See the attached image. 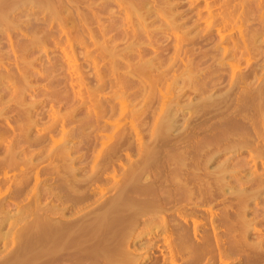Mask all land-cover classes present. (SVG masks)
<instances>
[{"label":"rangeland","instance_id":"374dc122","mask_svg":"<svg viewBox=\"0 0 264 264\" xmlns=\"http://www.w3.org/2000/svg\"><path fill=\"white\" fill-rule=\"evenodd\" d=\"M3 1L1 2V5L5 9L7 7V10H8V5L11 6L13 3H15V5L17 4L20 7V10H19V7H16L15 9L16 11H14L15 13H13V11L10 9V11L12 12L8 11L10 13L9 14L6 10L3 11L1 9L2 6H0L1 7L0 9L2 11L0 13L1 17H2V13L4 14V12H7L8 15L11 16L10 18H12L14 14H17L16 16L14 15L16 17V20L15 18L13 19L14 22H16L18 19V22L13 23L11 28L8 26L10 25L8 23H6L8 28L6 26L3 27L4 25L3 26L0 25V29H1L0 31V55H1L0 58H2L0 59V76H1L0 77V145H1L0 146V157H1L0 161H2L3 163L4 162L7 163L6 162L7 159L9 162V159H13V157H15V161H14L15 164L11 160L13 162V165L8 163L10 165L9 166L8 164H5V163L2 164V162H0V165L2 164L0 167V182H1L0 183V194H1L0 204H2V206L5 205L4 207L6 209L4 207L2 208V206L0 208H2L3 210L2 213L4 212V214L6 215L9 214V216L7 215L6 218H10V219H6L4 214L0 215V216H3L0 218L2 220L4 218L6 221V222L3 221L2 223L3 225L0 226V231H1L0 232V237H1L0 238V264H4V263L5 264L14 263L15 264L17 262H18L17 264H36V263L37 264H62V263L63 264H120L121 261H124V262L128 261L127 259L128 255H129L128 257L129 260L133 259L132 260L133 264H171L169 260L167 259L169 258L168 256H170L173 251H175L174 254L172 253V255L174 256L173 264H192V263L193 264H200V263L201 264H204V263L205 264H222V263L223 264H264V217H263L264 216V208H263L264 206V188H263L264 185L262 186V184H264L263 183L264 182L263 181L264 180V172H263L264 171V167H263L264 161L262 159L264 158V139H262L264 135V127L261 126V125L264 126V120H263L264 114H262L263 113L262 110L264 111V99H263L264 98L263 96L264 95V0H168V1L167 0H139V1L138 0H122V1L121 0H116V1L115 0H107V1L106 0H65L63 1L62 0L63 2L61 0H52V1L45 0L47 3L50 1L49 2L50 5H51V2H53L54 4L58 2L55 5L59 7L58 6L59 4L60 7H62L63 12L60 10L61 9L60 7H59L60 9L57 7L56 8L59 9L61 12L60 13L58 10V13H60L59 15L60 18L61 19L64 18V20L62 19L63 24L61 23L62 20L59 17L57 16L56 17L54 16L55 18L49 17V13L47 12L49 11V9H46L47 11H45V9L38 10V8L36 7L35 8L30 7L31 4L28 2V0H22L26 2V4H24L25 3L24 2L23 3L24 5L22 4V6H21V3H22L21 0L20 1L12 0L13 2L12 4H10L11 0L10 1L7 0L4 3ZM41 1L39 0L38 2H41ZM38 2L34 4H38ZM54 6L51 5L50 7L52 8ZM153 7H156V8H153ZM34 9H37L38 11L36 10L37 12L35 11L34 13L33 12ZM233 10H235V12ZM41 11H43V13ZM11 13L13 15H11ZM31 29H35V30H31ZM123 30L124 32H122ZM218 32L220 33L218 34ZM41 33L43 35H41ZM91 33H94L95 35ZM133 33L134 34L137 33V34L133 35ZM94 42H97V43H94ZM104 43H105V47H104ZM183 44H185V46ZM180 49L182 52H180ZM224 49L226 50L224 51ZM154 57L157 59H154ZM158 57L160 59H158ZM227 59L230 61H228ZM146 61L147 62L151 61L150 63L151 65H153L152 64V61H153L155 66L153 65L154 67L152 66L151 68H149L148 66L150 64L148 65L149 62L147 63ZM159 61H161L162 63L161 62L159 63ZM139 64L140 66L138 69L136 68V65H139ZM142 64L144 65L145 69H143L144 67H142ZM146 64L148 66H146ZM141 67L142 69H140ZM234 67L236 68L235 72L233 71ZM112 68L113 69L115 68V69L113 70ZM133 68L134 70H132ZM135 69H136V72L138 70L141 71V74L139 71L137 73L140 75L142 79L139 76H137L138 75L137 73L134 72ZM160 69H163V70H160ZM118 73L120 75H117ZM145 73H146V76L148 74V76L150 75V77L143 76L145 75ZM157 73L159 76L157 75ZM103 74L106 77H104ZM232 75L233 77H231ZM113 76L116 78L115 80ZM153 76L155 78H153ZM191 76L192 78H190ZM238 76H240V79H238L239 78ZM152 79L155 81V83ZM155 79H157L158 82H156ZM236 80H237V83H236ZM262 83L263 85H261ZM141 84L143 86H141ZM196 84L198 85L197 87L199 89L198 88L196 89ZM201 85L203 86V88ZM229 85L231 86L233 85L232 86L233 88H231V86L229 87ZM243 85L245 88L243 87ZM211 86H213L212 87L213 89L211 88ZM247 86L250 88H248ZM120 89H122L121 91L123 93L120 91ZM227 89H228V92H230V94L227 92ZM258 89L260 90V93ZM124 90H125V93H124ZM133 91L136 92L137 95ZM138 91L141 93H139ZM231 92H232V95L234 94L233 96L231 95ZM257 93L260 94V97L257 95ZM225 94L227 95L229 94L231 96L228 95L229 96L228 97ZM166 96L168 97L166 98ZM208 97L213 98L215 102H217L215 100L216 98L218 99L224 98L226 100L224 99H222L223 101L219 100L220 103L217 102V104H215V102L213 100L211 102V99ZM230 97L232 98L234 97L235 99H232ZM243 97H245V100H242L244 99ZM251 97H252V100H250ZM108 98H110V100ZM253 98H256V99L259 98V99L258 101H256ZM260 98L263 99L262 103H261ZM205 100L206 101L209 100L210 104L214 102L212 104L214 105L212 106L213 107L212 109H211V105H209V102L207 103L205 102ZM228 100H230V102L232 103H230ZM110 101L111 103L112 102L113 103L111 104ZM202 101H204L206 105H204V102ZM225 101L229 102L234 109L229 106L225 107L226 106L224 103ZM241 101L243 104V108L247 109V112L244 109L242 110L238 108V105H240L239 107L241 108V105H242L240 104ZM254 101L257 102L259 105L257 103H255L254 105H249V104H253ZM234 102L237 105L234 104ZM197 103L199 105L201 104L200 106H202L203 104L202 108L206 107L204 108L206 112L202 108L200 107L198 108ZM223 103H224V106H222ZM229 103H226V104H229ZM122 104H124L123 106L125 107L128 106L125 110L126 112L123 111L125 107L124 108L120 107L122 106ZM195 104L197 105L198 110ZM113 105L115 106V108H113ZM217 106L218 107L221 106V109L218 110ZM251 106L253 107L258 106V108L256 107L255 108L258 111L261 110L262 113L259 114V112H257V110H255L254 108L253 110ZM223 107L225 108L229 107L231 111L228 110L227 112L226 110L223 113L222 112ZM249 107L253 110V111L250 110V112H252L253 114L249 112L250 114L249 116L251 117V114H252V118L254 119H251L250 117L247 118V116L245 115V113L246 114L248 113ZM235 108H236V111H235ZM24 110L26 111L24 112ZM166 110L167 111L169 110L168 113L170 114V116L168 115ZM121 111L124 113H122ZM232 111H235V112H232ZM243 111H245L244 114H242ZM218 112H222L221 113L222 115L220 113L219 115ZM226 112L229 113L230 116H227L229 114H227ZM256 112L258 113V116L256 115L257 114ZM206 113H208L209 116H207ZM213 113H216L217 115ZM232 113H234V115L236 114L237 115L234 116L232 115ZM239 113L242 114V116ZM254 113L258 117L257 119L261 120V122L256 119V116L255 117L253 116ZM127 114L129 115L128 118H127ZM167 115L170 118H172L171 122L173 123L170 122V119L168 118ZM211 115L212 116L214 115L217 117L212 118ZM243 115L246 116L248 120L243 121V118H242ZM260 115H262L261 118H260ZM163 117L164 118L167 117L169 120L168 119L165 120ZM220 117L224 119L225 121L223 122V120ZM228 118L231 119L230 120L231 122L233 121V124L235 122V124L233 125L229 121ZM249 118L251 119V121L254 120L256 122L254 121L250 122ZM162 119H164L163 121H168L167 124L165 122L163 123V124H166V126H164V129L162 130V132L165 135L167 132V135H168L167 137H165L162 132H160L159 134L158 126H157V129L154 127V125L155 126L158 125L157 123H159V120L161 121ZM189 122H192V123H189ZM222 122L223 124L220 125ZM105 123H107L108 125ZM168 123L172 124V125L170 124V127L172 126L171 130L169 129ZM188 123L189 125H187ZM210 123H212L211 126H210ZM244 123L245 125L242 126V124ZM248 123H250V125H248ZM51 124L53 125L51 126ZM224 125H227V126H224ZM229 125H230V129L233 128L231 130V136L232 135L234 136V134H232V132L234 133V127H235V136H241L242 134V133H239L240 134L239 135L237 133L238 129H239V132H243V130H245V132L246 130H250L251 132L252 130H254L252 128H255L256 132L255 130L253 132L255 135H253L252 132L251 134H249V132L246 134L245 132H243V134H245L248 137L242 139L244 140L243 141L244 147L243 148L240 147L241 149L239 148L238 150L236 149L237 151L234 150L235 153L232 150H231L232 152H228L230 148L225 149V147H222V149L218 150L217 152L211 153L214 157L206 153L205 148L207 147L204 145H207L208 143L217 142V144L215 145H219L220 143L223 142L225 144L224 139H223L224 137H222V135L220 136V133L222 129L224 130V132H226V130L229 128ZM236 125H238V127H236ZM216 126L218 130H220L221 128L219 135L217 133L218 130L215 129ZM165 127H167V129H165ZM154 128H155V132L157 130L156 134L154 133ZM191 129L193 130V132ZM257 129H261V134L259 133L260 130H257ZM198 130H199V133H198ZM209 132L212 136H210ZM214 132H216L217 134H215ZM262 132H263V135H262ZM213 133L214 135H216L215 138L217 137L219 138V140L221 139L223 141L220 140V143H219V141L216 138V141L214 142L215 138H214ZM228 134H230V132H228ZM256 135H259L258 137L262 135L261 137L262 140L256 137ZM51 136H53V138H51ZM231 136L229 135L228 137H231ZM182 137H185V138H182ZM250 137H253V138H251V140L249 141ZM178 139H180L179 141L180 143L177 142ZM207 140L208 141L211 140V142L207 143ZM247 140L250 143L252 140H254L256 141V144H254V141H252V144H254V146L252 145L251 147L249 145L250 148L248 149L249 146L247 145V148H245L246 144H244V142L247 144H250ZM175 141L179 143V145H177ZM173 145H175V147ZM202 145L205 148H202L201 147ZM11 146L13 149L11 148ZM226 147H228V145ZM62 149L64 150L66 154L63 152ZM191 149L192 151H194V153L191 151ZM246 149L252 152L248 153ZM255 149L256 150L259 149V151L257 150V152L260 154L263 152L262 156L258 154L257 152H255L256 151ZM8 150H10V153H8ZM143 150L144 151L146 150V151L144 152ZM150 150H153L154 152L158 151L160 161L154 157L156 159L155 165H153L154 167L149 166V169H152V168H155V169L150 170L148 176L147 175L141 176L144 180L141 177L139 178L140 180L139 179L133 180L134 178L133 176L139 174V173L137 174V172L140 171L139 168L141 166H142L141 168L144 167V165H141L142 163L139 161L148 160L151 157L149 156L150 154L148 155V153H151V155L152 153H154L153 151L151 152ZM12 151L14 153L10 155ZM173 151L176 154L175 159L179 157V155L177 156V154H179L178 152H180V154L183 153L181 154L182 157H179L182 159L184 156L182 166H180L181 163L178 162L177 160L175 161V159H173L175 163L174 162L171 163L173 167L170 165L169 158L171 156L173 157V153H174ZM170 153L172 154L171 156H170ZM204 153L206 155H204ZM184 154H187V155L185 156ZM10 156L11 157L13 156V157L11 158ZM141 157L142 159L140 160ZM212 157L213 159H211ZM229 158L230 159L232 158L231 159L232 161ZM222 160L223 162L225 161L224 162L225 166H227V170L230 173V175L227 174L228 172L225 174V176L227 175L225 177L226 178L225 181H228L226 182L225 187H220L221 184L219 185L214 180V178L218 175V173H220L219 169L221 170L224 168L223 167L224 163L222 162ZM184 161H186L187 168H185L186 165L184 164L185 163ZM238 161L243 164H240ZM245 162H246V167L244 165ZM248 162L249 164H247ZM183 164L185 165V167ZM236 164L239 165L240 168L239 166L237 167ZM4 165H8V166H4ZM137 165L139 166V168L137 167ZM197 165L198 166L201 165L200 166L201 168L198 167ZM99 167L100 168L102 167V168L100 169ZM133 167L136 171V172L132 171L135 173L134 175L128 172V169L130 168L129 170H131L133 169ZM169 167L171 168L169 169ZM73 168L74 169L76 168V169L74 170ZM246 168L249 170H247ZM181 169L183 170V172L181 171ZM213 169L214 171H212ZM232 169H235V170L232 171ZM96 170L98 173L96 172ZM102 170L105 172H103ZM171 170L172 171L174 170L173 171L174 173ZM217 170H218V173H217ZM206 171L208 172V175ZM179 174L182 176L180 177L181 180L183 178L185 179V181L183 180V182H181L179 180L180 179ZM200 175L202 178L200 177ZM91 176L94 178H92ZM260 176H261V179L263 178L262 182L259 179ZM171 177L172 178L174 177V178L172 179ZM250 178H252L251 181L256 179L255 181L257 182L254 181L253 183L250 180L248 181V179ZM87 179H89V181ZM237 179H239L238 180L239 182L237 181ZM257 179H259V181ZM136 180H138L140 183H138ZM122 181L124 182L122 183ZM242 181L243 183H240ZM129 182L131 183L133 182V184L131 183L130 184L135 185L133 187L136 189L130 186L128 184ZM247 182H251V183L247 184ZM149 183H151L150 185L152 186L151 187L152 189L151 188L149 189L154 191V193L153 192H151L152 194L148 193V197H151L150 199H153V200L154 198H156L157 201L156 200L154 201H156L158 205L161 204V206L164 207V208L161 207L162 209H166V210H160L161 213L162 211L163 213L166 211L165 213H167V215L163 214L165 218L162 215H159L161 214L160 212L159 213L156 212L157 208L158 209H161V208H159V206L155 204V202L153 204L156 205L155 207L157 208L155 210L154 208H152L153 204L151 206V204L149 203L153 201L149 200V198L146 197L147 194L141 193L142 191L139 193L140 187H142L143 184L144 186H147L149 185ZM216 184H218L219 187ZM167 185H168V188H167ZM128 186H130L131 188ZM227 186H229V188ZM189 187L191 188V190ZM156 188H158V190ZM130 189H133L134 192H131L133 190H130ZM186 189L187 191H185ZM242 190L243 192H246V193H239ZM190 194L191 196H189ZM158 195L162 197L158 198ZM130 196H131L130 202H128V205L129 204L130 205L127 206L126 202L129 201L128 200L129 198L125 199V197H130ZM113 198H116V200L118 198H121L120 199L121 202L120 200H117L116 202V200L114 201ZM145 198H147V201ZM108 199H109V202H108ZM133 199L134 200L138 199L139 202L137 201L136 203L141 205L140 207L141 209H143L144 212L139 207L138 209L140 210V212L138 213V210L136 208L137 204L136 203L134 204L136 200L134 201ZM237 199H240V200H237ZM111 201H112V204H111ZM113 201L114 203L116 204L119 203V204H117V206L113 205L114 204ZM161 201L163 202L161 203ZM131 202H133L134 205ZM145 202L146 203L149 202V203L146 204ZM123 204L125 205L123 206ZM145 204L146 206H148V210ZM112 205L113 207H111ZM114 206L115 208L117 207L116 209H118L117 210L118 212L116 211ZM120 206L121 208H119ZM125 206L128 208H126ZM130 206L135 207V209L137 210V211L135 210L136 215L138 213L139 217L140 216L142 217L144 216V217L143 218L140 217L139 219V217L135 215V219H134L133 213L135 211L132 210L134 209V207L132 208ZM240 206L242 207V209ZM39 207L41 211H39ZM95 207L96 209L94 210L93 214L92 212H90L91 214H89L91 218L90 220L93 222H91L89 218L86 219L87 221H85V218L88 217V213H87V216L83 217L82 219V216L86 214V212H89L90 210L92 211V209ZM129 207L132 208L131 210H132L133 215L130 213L131 210ZM107 208L109 209V211H107ZM112 208L115 209L114 213L111 212V210H113ZM122 208L124 211L122 210ZM150 208L153 209L152 215L153 214L155 215V213H153V211H155L156 215L158 214L159 217H163L164 219H167V222L163 221L164 220L163 218H159L158 216L155 217L154 215L153 216L156 219L153 218L154 221L153 219H150L152 217V215L150 216L151 213H149ZM61 209H62V212H61ZM103 209L105 210V212L102 211ZM63 210H64V214H63ZM34 211H38V213ZM47 211H49L51 214L49 212L46 213ZM141 211L143 215H141L142 214ZM60 212L62 214H60ZM95 212L100 213V216L98 213V216L100 217V219L98 218V216L94 217L96 214ZM35 213L38 214L39 216L45 213L44 215L47 216L48 218L50 216L51 219L50 218L49 219L52 221H60V219L62 218L61 219L63 220L62 223L68 222V220L69 221L73 220L74 222L76 219H77L76 221H80L82 219V221H84L85 224L87 223L91 227H92V224L95 223V226L100 224L101 226L100 229H104V228L105 229L100 232L98 231L100 229L93 230L92 229L93 227L91 228L90 226H88L90 228L80 227L79 228L81 230L80 232H82L83 230L81 235L78 229L75 231L79 232L80 237H78V239L80 238L81 240L82 239L83 240L81 241L79 239L80 242H78V239H77V242L75 241L74 245L72 244L74 241H68L67 243L68 245H66L67 241L65 242L61 241L60 243L61 244L62 242L65 243V245L67 246L65 248L67 249H65L62 244L63 248L58 247V249L59 248L61 250L64 249L65 251L64 250L57 251L56 254L54 255V254H50L49 252L51 251L47 250L50 244L53 245V243H49V240L48 241L46 240V243H44L42 241L43 238L41 237L42 239L40 238V241L37 242L39 240L38 239L39 237L38 238L34 237L36 239V242L30 243L29 239H26V237L28 236L25 237L23 235L25 237V239H23L24 237L22 236V234L24 232H21V233L18 232V231H23V230H20L23 228V226L24 228L25 227L27 228L26 225L29 222V220L32 221L33 219H35L34 216H37ZM104 213H106L105 219L107 220L103 218ZM108 213L110 216L108 215ZM144 213L147 215L145 216ZM177 213L181 214V218L179 217V214ZM101 214H103L102 217H101ZM188 214H190L191 217ZM111 216H112V220H110ZM167 216L169 217L170 220L167 218ZM119 217L121 218V220ZM182 217L184 218L182 219ZM185 217L186 219L188 218L189 219L192 218V219L191 220L188 219V223H186L187 220L185 221ZM53 219H56V220H53ZM102 219H104L105 222ZM116 219H118L119 221L118 220L116 221ZM147 219H150V223L149 221H147ZM157 219L160 221L162 220V222L165 224L169 223L168 227L170 226V222H171L170 230H168L169 229L168 228L167 229L168 231L165 230L166 232L165 231L161 232L160 231L161 229L158 231L157 228L159 227L154 225L155 224L154 222L158 221ZM193 219L197 220V223H198V224L196 223L195 229H193L194 227L193 223H195L193 222ZM244 220L248 222L245 223ZM242 221H244V224H246V226L243 225ZM162 222H160L161 225L159 224L160 227L163 225ZM213 222L215 224H213ZM109 223L111 224L110 226H109ZM153 225L155 227H153ZM29 227L30 226H28V228ZM188 227L189 229H187ZM27 229H25L24 231H26ZM87 230L90 231V234L86 232ZM91 230H93V232H91ZM113 230L114 232L111 233V231ZM156 230L158 231V233L156 232ZM95 231L96 232L98 231L97 234L95 233ZM116 231H118V234L116 233ZM77 232L76 233L74 232L76 236L72 233V231L70 234L71 235L73 234L77 238V235H78ZM185 233H186V236H185ZM244 234H245V237H243ZM92 235H93V238H92ZM81 236L83 238H81ZM34 238L33 239L30 238V240L34 242L35 241ZM204 239L206 240L203 241ZM217 240H220V241H217ZM69 242H72V243H69ZM151 242H153V244ZM60 243L58 245H61ZM117 243L119 247L121 248L120 250H118V246H115L117 245ZM218 243H220L222 247H220V244ZM249 243L251 244L249 245ZM25 244H29L30 247L29 245H25ZM36 244L37 246L34 247ZM71 244L72 246H70ZM78 244H81L79 248H77L79 246ZM55 245H57L56 242H55ZM120 245H122L123 247ZM175 246H178V247H175ZM43 247L44 248L47 247L45 251ZM110 247L111 249L114 247H117L113 250H116L118 254L120 255H118L116 251L112 252ZM40 249H42V252ZM56 249H57V246H56ZM103 249H106L107 252L106 250L104 251ZM37 250H39L41 253L37 252ZM170 250H172V252ZM190 250L191 252H189ZM46 251H48V254L45 253ZM52 251L55 252L56 250L53 248ZM111 253H115L113 254V256L115 255V257L111 256L112 255ZM130 256L132 257V259H130L131 258ZM219 256H222V258ZM219 258H220V261H219ZM57 260L58 262H55Z\"/></svg>","mask_w":264,"mask_h":264},{"label":"bare ground","instance_id":"6f19581e","mask_svg":"<svg viewBox=\"0 0 264 264\" xmlns=\"http://www.w3.org/2000/svg\"><path fill=\"white\" fill-rule=\"evenodd\" d=\"M2 1H3V0H0V6H2V5H1V2H2ZM6 1H7V0L3 1V3L6 2ZM8 1H10V0H8ZM17 1H20V0H17ZM21 1H22V0H21ZM38 1H39V0H28V2L31 4L30 7H32V8H33V7H34V8L36 7V8H38V10H39V9H45V11H47L46 9H49V11H47V12L49 13V17H54V16L56 17V16H57V17L60 18V16H59L60 13H61L60 10L62 11L63 9H62V7H60L59 4H58V6H59L61 9H60L59 7H57V5H55V4H57L58 2L55 3V4H54L53 2H51V5H52V6L55 5V6H54L55 8H54V7L51 8V7H50L51 5H50L49 2L52 1V0H50L48 3H47L45 0H43V1L40 0L41 2H38ZM61 1H62V0H61ZM61 1H60V2H61ZM63 1H65V0H63ZM63 1H62V2H63ZM106 1H107V0H106ZM115 1H116V0H115ZM121 1H122V0H121ZM138 1H139V0H138ZM167 1H168V0H167ZM24 2H25V1H22L21 6H22V4H23ZM36 2H38V4H34V3H36ZM44 2H45V3H44ZM54 2H55V1H54ZM62 2H61V3H62ZM66 2H67V1H66ZM68 2H69V1H68ZM113 2H114V1H113ZM147 2H148V1H147ZM162 2H163V1H162ZM12 3H13V2H12V0H11V3H10V4H12ZM46 3H47V4H46ZM70 3H71V2H70ZM114 3H115V2H114ZM117 3H118V2H117ZM5 4H6V3H5ZM8 4H9V3H8ZM8 4H7V5H8ZM24 4H26V2H25ZM24 4H23V5H24ZM72 4H73V3H72ZM92 4H93V3H92ZM118 4H119V3H118ZM123 4H124V3H123ZM157 4H158V3H157ZM170 4H171V3H170ZM210 4H212V3H210ZM213 4H214V3H213ZM16 5H17V4H16ZM16 5H15V3H13L11 6L8 5V10H7V7H6V9H5L3 6H2V8H1V7H0V8H1L3 11H5V10H6L7 12H8V11H9V12H12V11H13V13H15L14 11H16V10H15L16 7H19L18 5H17V6H16ZM27 5H28V4H27ZM63 5H64V4H63ZM65 5H66V4H65ZM109 5H111V4H109ZM161 5H162V4H161ZM14 6H15V7H14ZM25 6H26V5H25ZM61 6H62V5H61ZM67 6H68V5H67ZM67 6H66V7H67ZM80 6H81V5H80ZM95 6H96V5H95ZM199 6H200V5H199ZM26 7H27V6H26ZM56 7L59 8L60 10L57 9ZM63 7H64V6H63ZM129 7H130V6H129ZM137 7H138V6H137ZM170 7H171V6H170ZM173 7H174V6H173ZM206 7H207V5H206ZM3 8H4V9H3ZM27 8H28V7H27ZM107 8H108V7H107ZM111 8H112V7H111ZM139 8H140V7H139ZM151 8H152V7H151ZM153 8H156V7H153ZM161 8H162V7H161ZM163 8H164V7H163ZM209 8H210V7H209ZM225 8H226V7H225ZM1 9H0V13L2 12ZM10 9H11L12 11H10ZM66 9H67V8H66ZM17 10H18V9H17ZM19 10H20V7H19ZM28 10H29V9H28ZM36 10H37V9H34L33 12L35 13ZM38 10H37V11H38ZM58 10H59L60 13H58ZM73 10H74V9H73ZM25 11H26V10H25ZM29 11H30V10H29ZM37 11H36V12H37ZM78 11H79V10H78ZM135 11H137V10H135ZM145 11H146V10H145ZM225 11H226V9H225ZM233 11L235 12V10H233ZM7 12H4V14L2 13V17H1V15H0V17H1V18H0V25H2V26L4 25L3 27L6 26L7 28H8V26H9V27L11 28V26H12L13 23L18 22V19H17L16 22H14V20H13L14 18H15V20H16V17H15V16H16L17 14H14V15H15V16H14V15L11 13V15H13L14 17L12 16V18H10L11 16L8 15L9 12H8V13H7ZM41 12L43 13V11H41ZM62 12H63V11H62ZM164 12H165V11H164ZM223 12H224V11H223ZM17 13H18V12H17ZM127 13H128V12H127ZM143 13H144V12H143ZM177 13H178V12H177ZM199 13H200V12H199ZM9 14H10V13H9ZM46 14H47V13H46ZM62 14H63V13H62ZM78 14H79V13H78ZM169 14H170V13H169ZM197 14H198V13H197ZM200 14H201V13H200ZM213 14H214V13H213ZM79 15H80V14H79ZM128 15H129V14H128ZM171 15H172V14H171ZM206 15H207V14H206ZM210 15H212V14H210ZM34 16H35V15H34ZM66 16H67V15H66ZM197 16H198V15H197ZM207 16H208V15H207ZM36 17H37V16H36ZM46 17H47V16H46ZM55 17H54V18H55ZM123 17H124V16H123ZM130 17H131V16H130ZM167 17H168V16H167ZM199 17H200V16H199ZM59 18H58V19H59ZM124 18H125V17H124ZM27 19H28V18H27ZM45 19H47V18H45ZM52 19H53V18H52ZM60 19H61V18H60ZM62 19L64 20V18H62ZM62 19H61V20H62ZM88 19H89V18H88ZM92 19H93V18H92ZM168 19H169V18H168ZM174 19H175V17H174ZM198 19H199V18H198ZM40 20H41V19H40ZM50 20H51V19H50ZM63 20L61 21V23L63 22ZM83 20H84V19H83ZM195 20H196V19H195ZM199 20H200V19H199ZM26 21H27V20H26ZM81 21H82V20H81ZM146 21H147V20H146ZM43 22H44V21H43ZM92 22H93V21H92ZM123 22H124V21H123ZM140 22H141V21H140ZM201 22H202V21H201ZM1 23H3V24H1ZM6 23H8V24H10V25L7 26ZM23 23H24V22H23ZM34 23H35V22H34ZM55 23H56V22H55ZM61 23H60V24H61ZM86 23H87V22H86ZM127 23H128V22H127ZM141 23H142V22H141ZM146 23H147V22H146ZM168 23H169V22H168ZM198 23H199V22H198ZM198 23H197V24H198ZM17 24H18V23H17ZM46 24H47V23H46ZM60 24H58V25H60ZM62 24H63V23H62ZM115 24H116V23H115ZM120 24H121V23H120ZM142 24H143V23H142ZM15 25H16V24H15ZM21 25H23V24H21ZM87 25H88V24H87ZM122 25H123V24H122ZM137 25H138V24H137ZM144 25H145V24H144ZM144 25H142V26H144ZM2 26H1V27H2ZM30 26H31V25H30ZM35 26H37V25H35ZM83 26H84V25H83ZM142 26H141V27H142ZM147 26H148V25H147ZM24 27H25V26H24ZM53 27H54V26H53ZM66 27H67V26H66ZM71 27H72V26H71ZM120 27H121V26H120ZM145 27H146V26H145ZM169 27H170V26H169ZM218 27H219V26H218ZM10 28H9V29H10ZM47 28H48V27H47ZM60 28H61V27H60ZM69 28H70V27H69ZM2 29H3V28H2ZM4 29H5V28H4ZM18 29H19V28H18ZM29 29H30V28H29ZM61 29H62V28H61ZM66 29H67V28H66ZM83 29H84V28H83ZM85 29H86V28H85ZM129 29H130V28H129ZM31 30H35V29H31ZM64 30H65V29H64ZM71 30H72V29H71ZM99 30H100V29H99ZM103 30H104V29H103ZM140 30H141V29H140ZM0 31H1V29H0ZM37 31H38V30H37ZM113 31H114V30H113ZM126 31H127V30H126ZM131 31H132V30H131ZM147 31H148V30H147ZM7 32H8V31H7ZM7 32H6V33H7ZM20 32H22V31H20ZM27 32H29V31H27ZM32 32H33V31H32ZM51 32H52V31H51ZM57 32H58V31H57ZM103 32H104V31H103ZM116 32H117V31H116ZM122 32H124V30H123ZM11 33H12V32H11ZM34 33H35V32H34ZM44 33H45V32H44ZM72 33H73V32H72ZM219 33H220V32H218V34H219ZM21 34H22V33H21ZM91 34H94V33H91ZM124 34H125V33H124ZM124 34H123V35H124ZM135 34H137V33H135ZM135 34L133 33V35H135ZM35 35H36V34H35ZM41 35H43V34L41 33ZM94 35H95V34H94ZM123 35H122V36H123ZM128 35H129V34H128ZM145 35H146V34H145ZM155 35H156V34H155ZM249 35H250V34H249ZM2 36H3V35H2ZM17 36H18V34H17ZM25 36H26V35H25ZM92 36H93V35H92ZM97 36H98V35H97ZM148 36H149V35H148ZM232 36H233V35H232ZM15 37H16V35H15ZM106 37H107V36H106ZM112 37H113V36H112ZM58 38H59V37H58ZM95 38H96V37H95ZM114 38H115V37H114ZM118 38H119V37H118ZM127 38H128V37H127ZM188 38H189V37H188ZM195 38H196V37H195ZM206 38H207V37H206ZM34 39H35V38H34ZM38 39H39V38H38ZM115 39H116V38H115ZM119 39H120V38H119ZM180 39H181V38H180ZM196 39H197V38H196ZM238 39H239V38H238ZM246 39H247V38H246ZM25 40H26V39H25ZM36 40H37V39H36ZM123 40H124V39H123ZM126 40H127V39H126ZM126 40H125V41H126ZM8 41H9V40H8ZM19 41H20V40H19ZM29 41H30V40H29ZM32 41H33V40H32ZM121 41H122V39H121ZM121 41H120V42H121ZM135 41H136V40H135ZM253 41H254V40H253ZM9 42H10V41H9ZM38 42H39V41H38ZM52 42H53V41H52ZM54 42H55V41H54ZM98 42H99V41H98ZM103 42H104V41H103ZM115 42H116V41H115ZM179 42H180V41H179ZM181 42H182V41H181ZM193 42H194V41H193ZM250 42H251V41H250ZM34 43H35V42H34ZM94 43H97V42H94ZM105 43H106V42H105ZM105 43H104V47H105ZM177 43H178V42H177ZM189 43H190V42H189ZM189 43H188V44H189ZM8 44H9V43H8ZM14 44H15V43H14ZM41 44H42V43H41ZM137 44H138V43H137ZM203 44H204V43H203ZM225 44H227V43H225ZM3 45H4V44H3ZM16 45H17V44H16ZM95 45H96V44H95ZM100 45H101V44H100ZM108 45H109V43H108ZM183 45L185 46V44H183ZM9 46H10V45H9ZM9 46H8V48H9ZM42 46H43V45H42ZM96 46H97V45H96ZM101 46H102V45H101ZM112 46H114V45H112ZM127 46H128V45H127ZM187 46H188V45H187ZM244 46H245V45H244ZM244 46H242V47H244ZM248 46H249V45H248ZM20 47H21V46H20ZM107 47H108V46H107ZM181 47H182V46H181ZM194 47H195V46H194ZM228 47H229V46H228ZM11 48H12V47H11ZM101 48H102V47H101ZM149 48H150V47H149ZM153 48H154V47H153ZM185 48H186V47H185ZM185 48H184V49H185ZM217 48H218V47H217ZM225 48H226V47H225ZM17 49H18V48H17ZM115 49H116V48H115ZM163 49H164V48H163ZM187 49H188V48H187ZM222 49H223V48H222ZM228 49H229V48H228ZM228 49H227V50H228ZM3 50H4V49H3ZM28 50H29V49H28ZM106 50H107V49H106ZM110 50H112V49H110ZM144 50H145V49H144ZM225 50H226V49H224V51H225ZM12 51H13V50H12ZM12 51H11V52H12ZM25 51H26V50H25ZM125 51H126V49H125ZM136 51H137V50H136ZM149 51H150V50H149ZM164 51H165V50H164ZM89 52H90V51H89ZM93 52H94V51H93ZM95 52H96V51H95ZM104 52H105V51H104ZM158 52H159V51H158ZM175 52H176V51H175ZM180 52H182L181 49H180ZM222 52H223V51H222ZM7 53H8V52H7ZM16 53H17V52H16ZM119 53H120V52H119ZM129 53H130V52H129ZM134 53H135V52H134ZM227 53H228V52H227ZM17 54H18V53H17ZM90 54H91V53H90ZM192 54H193V53H192ZM201 54H202V53H201ZM13 55H14V54H13ZM116 55H117V53H116ZM129 55H130V54H129ZM135 55H137V54H135ZM143 55H144V54H143ZM147 55H148V54H147ZM178 55H179V54H178ZM182 55H183V54H182ZM212 55H213V54H212ZM222 55H223V54H222ZM0 56H1V55H0ZM2 56H3V55H2ZM23 56H24V55H23ZM87 56H88V55H87ZM92 56H93V55H92ZM122 56H123V55H122ZM130 56H131V55H130ZM159 56H160V55H159ZM187 56H188V55H187ZM207 56H208V55H207ZM7 57H8V56H7ZM11 57H12V56H11ZM14 57H15V56H14ZM20 57H21V56H20ZM20 57H19V58H20ZM99 57H100V56H99ZM99 57H98V58H99ZM113 57H114V56H113ZM118 57H119V56H118ZM135 57H136V56H135ZM139 57H140V56H139ZM141 57H142V56H141ZM163 57H164V56H163ZM182 57H184V56H182ZM182 57H181V58H182ZM228 57H229V56H228ZM12 58H13V57H12ZM15 58H16V57H15ZM33 58H34V57H33ZM130 58H131V57H130ZM132 58H133V57H132ZM143 58H144V57H143ZM185 58H186V57H185ZM189 58H190V56H189ZM213 58H214V57H213ZM0 59H2V58H0ZM27 59H29V58H27ZM31 59H32V57H31ZM65 59H66V58H65ZM112 59H113V58H112ZM141 59H142V58H141ZM146 59H147V58H146ZM154 59H157V58L154 57ZM158 59H160V58L158 57ZM173 59H174V58H173ZM24 60H25V59H24ZM92 60H93V59H92ZM96 60H97V59H96ZM142 60H143V59H142ZM149 60H150V59H149ZM180 60H181V59H180ZM201 60H202V59H201ZM227 60H228V59H227ZM20 61H21V60H20ZM112 61H113V60H112ZM116 61H117V60H116ZM136 61H137V60H136ZM138 61H139V59H138ZM154 61H155V60H154ZM157 61H158V60H157ZM166 61H167V60H166ZM223 61H224V60H223ZM228 61H230V60H228ZM118 62H119V61H118ZM132 62H133V61H132ZM140 62H141V61H140ZM146 62H147V61H146ZM148 62H149V61H148ZM148 62H147V63H148ZM160 62H161V61H159V63H160ZM167 62H168V61H167ZM181 62H182V61H181ZM219 62H220V61H219ZM27 63H28V62H27ZM114 63H116V62H114ZM121 63H122V62H121ZM150 63H151V61L148 63V65H149ZM161 63H162V62H161ZM189 63H190V62H189ZM1 64H2V63H1ZM140 64H141V63H140ZM140 64H139V65H136V68L139 69ZM143 64H144V63H143ZM143 64H142V67H144ZM152 64L154 65V62H153V61H152ZM185 64H186V63H185ZM185 64H184V65H185ZM198 64H199V63H198ZM221 64H222V62H221ZM17 65H18V64H17ZM50 65H51V64H50ZM110 65H111V64H110ZM115 65H116V64H115ZM121 65H122V64H121ZM148 65L146 64V66H148ZM153 65L150 64L148 67L151 68ZM158 65H160V64H158ZM173 65H174V64H173ZM182 65H183V64H182ZM13 66H14V65H13ZM112 66H113V65H112ZM119 66H120V65H119ZM131 66H132V65H131ZM154 66H155V65H154ZM154 66H153V67H154ZM156 66H157V65H156ZM168 66H169V65H168ZM180 66H181V65H180ZM190 66H191V64H190ZM232 66H233V65H232ZM235 66H236V65H235ZM7 67H8V66H7ZM105 67H106V66H105ZM142 67H141L140 69H142ZM162 67H163V66H162ZM3 68H4V67H3ZM50 68H51V67H50ZM118 68H119V67H118ZM123 68H124V67H123ZM131 68H132V67H131ZM188 68H189V67H188ZM196 68H197V67H196ZM8 69H9V68H8ZM108 69H109V68H108ZM112 69H113V68H112ZM114 69H115V68H114ZM114 69H113V70H114ZM143 69H145V67H144ZM168 69H170V68H168ZM176 69H177V68H176ZM208 69H209V68H208ZM256 69H257V68H256ZM21 70H22V69H21ZM116 70H117V69H116ZM132 70H134V68H133ZM146 70H147V69H146ZM149 70H150V69H149ZM153 70H154V68H153ZM160 70H163V69H160ZM188 70H189V69H188ZM235 70H236V68L234 67V70H233V71L235 72ZM98 71H99V70H98ZM102 71H103V70H102ZM119 71H120V70H119ZM138 71H139L140 74H141V71H140V70H138ZM138 71H137V72H138ZM182 71H183V69H182ZM215 71H216V70H215ZM231 71H232V70H231ZM115 72H116V71H115ZM130 72H132V71H130ZM134 72L137 73V72H136V69H135ZM134 72H133V74H134ZM151 72H153V71H151ZM186 72H187V71H186ZM190 72H191V71H190ZM2 73H3V72H2ZM19 73H20V72H19ZM71 73H72V72H71ZM109 73H110V72H109ZM109 73H108V74H109ZM112 73H113V72H112ZM123 73H124V72H123ZM198 73H199V72H198ZM230 73H231V72H230ZM257 73H258V72H257ZM7 74H8V73H7ZM35 74H36V73H35ZM104 74H105V73H104ZM104 74H103V76L106 77ZM114 74H115V73H114ZM127 74H128V73H127ZM133 74H132V75H133ZM137 74H138V73H137ZM137 74H135V75H137ZM160 74H161V72H160ZM188 74H189V73H188ZM188 74H187V75H188ZM212 74H213V73H212ZM243 74H244V73H243ZM28 75H29V74H28ZM115 75H116V74H115ZM117 75H120V74L118 73ZM142 75H143V74H142ZM157 75H158V73H157ZM162 75H163V73H162ZM244 75H245V74H244ZM21 76H23V75H21ZM70 76H71V75H70ZM137 76L140 77L139 74H138ZM143 76H145V77H150V75L148 76V74H147V76H146V73H145V75H143ZM158 76H159V75H158ZM158 76H157V78H158ZM170 76H171V75H170ZM198 76H199V75H198ZM200 76H201V75H200ZM245 76H246V75H245ZM245 76H244V77H245ZM0 77H1V76H0ZM83 77H84V76H83ZM100 77H101V76H100ZM100 77H99V78H100ZM113 77H114V76H113ZM124 77H125V76H124ZM135 77H136V76H135ZM145 77H144V78H145ZM160 77H161V75H160ZM205 77H206V76H205ZM231 77H233V75H232ZM238 77H239L238 79H240V76H238ZM72 78H73V77H72ZM72 78H71V79H72ZM121 78H122V76H121ZM140 78H141V77H140ZM153 78H155V77L153 76ZM168 78H169V77H168ZM190 78H192V76H191ZM236 78H237V77H236ZM236 78H235V79H236ZM253 78H254V77H253ZM81 79H82V78H81ZM115 79H116V78L114 77V80H115ZM125 79H126V78H125ZM135 79H136V78H135ZM138 79H139V78H138ZM138 79H137V80H138ZM141 79H142V78H141ZM186 79H187V78H186ZM235 79H234V80H235ZM245 79H246V78H245ZM99 80H100V79H99ZM102 80H103V79H102ZM110 80H111V79H110ZM152 80H153V79H152ZM152 80H151V81H152ZM155 80H156V82H158L157 79H155ZM190 80H191V79H190ZM203 80H204V79H203ZM7 81H8V80H7ZM111 81H112V80H111ZM120 81H121V79H120ZM153 81H154V80H153ZM209 81H210V80H209ZM230 81H231V80H230ZM247 81H248V80H247ZM9 82H10V80H9ZM142 82H143V81H142ZM164 82H165V80H164ZM189 82H190V81H189ZM203 82H204V81H203ZM207 82H208V81H207ZM251 82H252V81H251ZM258 82H259V81H258ZM143 83H144V82H143ZM143 83H142V84H143ZM150 83H151V82H150ZM154 83H155V81H154ZM174 83H175V82H174ZM204 83H205V82H204ZM214 83H215V81H214ZM236 83H237V80H236ZM256 83H257V82H256ZM12 84H13V83H12ZM82 84H83V83H82ZM105 84H106V83H105ZM110 84H111V83H110ZM127 84H128V83H127ZM142 84H141V86H143ZM178 84H179V83H178ZM238 84H239V83H238ZM244 84H245V83H244ZM250 84H251V83H250ZM21 85H22V84H21ZM21 85H20V86H21ZM28 85H29V84H28ZM84 85H85V84H84ZM120 85H121V84H120ZM125 85H126V84H125ZM133 85H134V84H133ZM144 85H145V84H144ZM147 85H148V84H147ZM149 85H151V84H149ZM152 85H153V84H152ZM155 85H156V84H155ZM202 85H203V84H202ZM202 85H201V86H202ZM224 85H225V84H224ZM241 85H242V84H241ZM246 85H247V84H246ZM246 85H245V86H246ZM261 85H263V83H262ZM22 86H23V85H22ZM95 86H96V85H95ZM153 86H154V85H153ZM153 86H152V87H153ZM177 86H178V85H177ZM197 86H198V85L196 84V89L198 88ZM230 86H231V85H229V87H230ZM232 86H233V85H232ZM232 86H231V88H233ZM237 86H238V85H237ZM239 86H240V85H239ZM71 87H72V86H71ZM84 87H85V86H84ZM110 87H111V86H110ZM139 87H140V86H139ZM144 87H145V86H144ZM212 87H213V86H211V88H212ZM218 87H219V86H218ZM218 87H217V88H218ZM234 87H235V86H234ZM243 87H244V85H243ZM247 87H248V86H247ZM12 88H13V87H12ZM25 88H26V87H25ZM89 88H90V87H89ZM158 88H159V87H158ZM194 88H195V87H194ZM202 88H203V86H202ZM238 88H239V87H238ZM244 88H245V87H244ZM248 88H250V87H248ZM248 88H247V89H248ZM251 88H252V87H251ZM85 89H87V88H85ZM97 89H98V88H97ZM114 89H115V88H114ZM118 89H119V88H118ZM122 89H123V88H122ZM122 89H120V91H121ZM159 89H160V88H159ZM167 89H168V88H167ZM196 89H195V90H196ZM198 89H199V88H198ZM212 89H213V88H212ZM214 89H215V88H214ZM255 89H256V88H255ZM262 89H263V88H262ZM8 90H9V89H8ZM92 90H93V89H92ZM92 90H90V91H92ZM109 90H110V89H109ZM142 90H144V89H142ZM156 90H157V89H156ZM200 90H201V89H200ZM200 90H199V92H200ZM218 90H219V89H218ZM223 90H224V89H223ZM231 90H233V89H231ZM231 90H230V91H231ZM249 90H250V89H249ZM258 90H259V89H258ZM32 91H33V90H32ZM93 91H94V90H93ZM118 91H119V90H118ZM118 91H117V93H118ZM120 91H119V92H120ZM140 91H141V90H140ZM170 91H171V90H170ZM187 91H188V90H187ZM193 91H194V90H193ZM209 91H210V90H209ZM109 92H110V91H109ZM109 92H108V93H109ZM114 92H115V91H114ZM121 92H122V91H121ZM133 92H134V91H133ZM138 92H139V91H138ZM138 92H137V93H138ZM141 92H142V91H141ZM141 92H139V93H141ZM159 92H160V91H159ZM227 92H228V89H227ZM236 92H237V91H236ZM12 93H13V92H12ZM17 93H18V92H17ZM24 93H25V92H24ZM122 93H123V92H122ZM124 93H125V90H124ZM134 93L136 94V92H134ZM139 93H138V94H139ZM228 93L230 94V92H228ZM233 93H234V91H233ZM259 93H260V90H259ZM78 94H79V93H78ZM98 94H99V93H98ZM113 94H114V93H113ZM129 94H130V93H129ZM161 94H162V93H161ZM180 94H181V92H180ZM206 94H207V92H206ZM217 94H218V93H217ZM229 94H228V95H229ZM238 94H239V92H238ZM238 94H237V95H238ZM242 94H243V93H242ZM249 94H250V93H249ZM249 94H248V95H249ZM15 95H16V93H15ZM136 95H137V94H136ZM173 95H174V94H173ZM185 95H186V94H185ZM204 95H205V94H204ZM211 95H212V94H211ZM225 95H227V94H225ZM228 95H227V96H228ZM231 95H232V92H231ZM231 95H229V96H231ZM233 95H234V94H233ZM233 95H232V96H233ZM237 95H236V96H237ZM257 95L260 97V94L257 93ZM257 95H256V96H257ZM83 96H84V95H83ZM103 96H104V95H103ZM111 96H112V95H111ZM127 96H128V95H127ZM163 96H164V95H163ZM209 96H210V95H209ZM223 96H224V95H223ZM229 96H228V97H229ZM263 96H264V95H263ZM25 97H26V96H25ZM65 97H66V96H65ZM93 97H94V96H93ZM105 97H106V96H105ZM115 97H116V96H115ZM160 97H161V96H160ZM164 97H165V96H164ZM167 97H168V96H166V98H167ZM188 97H189V96H188ZM188 97H186V98H188ZM221 97H222V96H221ZM79 98H80V97H79ZM88 98H89V97H88ZM113 98H114V97H113ZM153 98H154V97H153ZM204 98H205V97H204ZM208 98H210V99H211V102H212L213 98H211V97H208ZM218 98H219V96H218ZM218 98L215 99L218 103H220V101H223L222 99H224V98H222V99H218ZM230 98H232V97H230ZM243 98H244V99H242V100H245V97H243ZM1 99H2V98H1ZM68 99H69V98H68ZM85 99H86V98H85ZM108 99L110 100V98H108ZM108 99H107V101H108ZM210 99H209V100H210ZM217 99H218V100H217ZM232 99H235V98L233 97ZM232 99H231V100H232ZM249 99H250V98H249ZM253 99L256 100V101H258L259 98H258V99L253 98ZM260 99H261V98H260ZM263 99H264V98H263ZM263 99H261V103L263 102V101H262ZM95 100H96V99H95ZM164 100H165V99H164ZM169 100H170V99H169ZM176 100H177V99H176ZM181 100H182V99H181ZM209 100H208V101L205 100V102L208 103ZM219 100H220V101H219ZM224 100H226V99H224ZM250 100H252V97H251ZM10 101H11V99H10ZM32 101H33V100H32ZM76 101H77V100H76ZM125 101H126V100H125ZM213 101H214V100H213ZM228 101L230 102V100H228ZM234 101H235V100H234ZM246 101H247V100H246ZM98 102H99V101H98ZM123 102H124V101H123ZM202 102H204V101H202ZM205 102H204V105H206ZM214 102H215V101H214ZM214 102H213V103H214ZM217 102H215V104H217ZM229 102H227V101L224 102L225 105H226L225 107H227V106L232 107V105L230 104V103H232V102H230V103H229ZM235 102H236V101H235ZM235 102H234V104H236ZM249 102H250V101H249ZM249 102H247V103H249ZM29 103H30V102H29ZM88 103H89V102H88ZM105 103H106V102H105ZM110 103H111V101H110ZM112 103H113V102H112ZM112 103H111V104H112ZM121 103H122V102H121ZM125 103H126V102H125ZM173 103H174V102H173ZM199 103H200V102H199ZM213 103H212V104H213ZM221 103H222V102H221ZM224 103L222 104V106H224ZM226 103H229V104H226ZM251 103H252V102H251ZM255 103H257V102L254 101L253 104H249V105H254ZM85 104H86V103H85ZM128 104H129V102H128ZM128 104H127V105H128ZM132 104H133V103H132ZM174 104H175V103H174ZM177 104H178V103H177ZM197 104H198V103H197ZM212 104H210V102H209V105H211V109L213 108L212 106H214V105H212ZM234 104H233V105H234ZM240 104H242V101H241ZM257 104H258V103H257ZM82 105H83V104H82ZM94 105H95V103H94ZM97 105H98V104H97ZM119 105H120V104H119ZM123 105H124V104H122V106H120V107L124 108L125 106H123ZM125 105H126V104H125ZM184 105H185V104H184ZM195 105H196V104H195ZM200 105H201V104H200ZM200 105L198 104V108H199V107L202 108L203 104H202V106H200ZM219 105H220V104H219ZM236 105H237V104H236ZM249 105H248V106H249ZM258 105H259V104H258ZM90 106H92V105H90ZM105 106H106V105H105ZM182 106H183V105H182ZM188 106H190V105H188ZM191 106H192V105H191ZM239 106H240V105H238V108H239V109H242V110L244 109V108H243V104L241 105V108H240ZM82 107H83V106H82ZM99 107H100V105H99ZM127 107H128V106H126V107L124 108V110H123L124 112H126L125 110H126ZM161 107H162V106H161ZM217 107H218V106H217ZM225 107L222 108V110H223L222 112H223V113H224V111H226V110H227V112H228V110H230L229 107H228V108H225ZM251 107H252V109L254 108L255 110H257L256 108H258V106H255L256 108L253 107V106H251ZM87 108H88V107H87ZM101 108H102V107H101ZM113 108H115L114 105H113ZM170 108H171V107H170ZM173 108H174V107H173ZM173 108H172V109H173ZM196 108H197V105H196ZM198 108H197V110H198ZM204 108H206V107H204ZM204 108H202V109L204 110ZM207 108H208V106H207ZM232 108H233V107H232ZM236 108H237V107H236ZM236 108H235V111H236ZM261 108H262V106H261ZM97 109H98V108H97ZM130 109H131V107H130ZM157 109H158V108H157ZM182 109H183V108H182ZM190 109H191V108H190ZM202 109H201V110H202ZM217 109H218V110L221 109V106L218 107ZM233 109H234V108H233ZM248 109H249V111H248L247 114L245 113V111L242 112V114L245 113V115L247 116V118L250 117V116H249V115H250L249 112H250V110H252L250 107H249ZM254 109H253V110H254ZM259 109H260V108H259ZM74 110H75V109H74ZM106 110H107V109H106ZM114 110H115V109H114ZM127 110H128V109H127ZM192 110H194V109H192ZM203 110H202V111H203ZM213 110H214V109H213ZM244 110H246V112H247V109H244ZM253 110H252V111H253ZM25 111H26V110H24V112H25ZM89 111H90V110H89ZM92 111H93V110H92ZM99 111H101V110H99ZM103 111H104V110H103ZM156 111H157V110H156ZM161 111H162V110H161ZM166 111H167V110H166ZM204 111H205V110H204ZM215 111H216V110H215ZM230 111H231V110H230ZM235 111H232V112H235ZM239 111H241V110H239ZM72 112H73V111H72ZM112 112H113V111H112ZM121 112H122V111H121ZM124 112H122V113H124ZM168 112H169V110L167 111V113H168ZM170 112H171V110H170ZM205 112H206V111H205ZM207 112H208V110H207ZM209 112H210V111H209ZM222 112H218V114H219V113L221 114ZM227 112H226V113H227ZM254 112H255V111H254ZM257 112H259V114H261V113L263 112L262 114H264V111H263V110H262V112H261V110H259V111L257 110ZM257 112H256V113H257ZM194 113H195V112H194ZM196 113H197V112H196ZM198 113H199V112H198ZM250 113H252V112H250ZM21 114H22V113H21ZM99 114H100V113H99ZM99 114H98V115H99ZM110 114H111V113H110ZM115 114H116V113H115ZM157 114H158V113H157ZM157 114H156V115H157ZM174 114H175V113H174ZM176 114H177V113H176ZM206 114H207V116H209L208 113H206ZM213 114H216V113H213ZM220 114H219V115H220ZM227 114H229V113H227ZM227 114H225V115H227ZM239 114H240V113H239ZM242 114H240V115L242 116ZM252 114H253V113H252ZM252 114H251V117H250V118H251V119H254V118H252ZM25 115H26V114H25ZM96 115H97V114H96ZM101 115H102V114H101ZM156 115H155V116H156ZM168 115L170 116L169 113H168ZM168 115H167V116H168ZM177 115H178V114H177ZM184 115H185V114H184ZM191 115H192V114H191ZM195 115H196V114H195ZM199 115H200V114H199ZM216 115H217V114H216ZM221 115H222V114H221ZM232 115H234V113H232ZM232 115H231V117H232ZM236 115H237V114H236ZM236 115H234V116H236ZM256 115L258 116V113H257ZM256 115H255V113H254L253 116L255 117ZM92 116H93V114H92ZM114 116H115V115H114ZM128 116H129V115L127 114V118H128ZM130 116H131V115H130ZM155 116H154V117H155ZM169 116H168V118L170 119V122H171V121H172V120H171L172 118H170ZM185 116H186V115H185ZM207 116H206V117H207ZM211 116H212V115H211ZM227 116H230V114L227 115ZM246 116L243 115V117H242V118H243V121H244V120H248V119L246 118ZM257 116H256V119L258 118ZM87 117H88V116H87ZM102 117H103V116H102ZM161 117H162V116H161ZM215 117H217V116H214V115L212 116V118H215ZM222 117H223V116H222ZM261 117H262V115H260V118H261ZM62 118H63V117H62ZM83 118H84V117H83ZM85 118H86V117H85ZM92 118H93V117H92ZM99 118H100V117H99ZM151 118H152V117H151ZM163 118H164V117H163ZM168 118L165 117L164 119L167 120ZM207 118H208V117H207ZM209 118H210V117H209ZM212 118H211V119H212ZM220 118H221V117H220ZM226 118H227V117H226ZM240 118H241V117H240ZM240 118H239V119H240ZM244 118H245V119H244ZM250 118H249V121H250V122H253L254 120L251 121ZM263 118H264V115H263ZM93 119H94V118H93ZM93 119H92V120H93ZM97 119H98V118H97ZM100 119H101V118H100ZM164 119H162L161 121H163ZM169 119H168V120H169ZM190 119H191V118H190ZM204 119H205V118H204ZM218 119H219V118H218ZM218 119H217V120H218ZM221 119H222V118H221ZM221 119H220V120H221ZM228 119H229V118H228ZM57 120H58V118H57ZM101 120H102V119H101ZM184 120H185V119H184ZM200 120H201V119H200ZM205 120H206V119H205ZM214 120H215V119H214ZM222 120H223V122L225 121L224 119H222ZM230 120H231V119H229V121H230ZM232 120H233V118H232ZM257 120H259V119H257ZM263 120H264V119H263ZM63 121H65V120H63ZM94 121H95V120H94ZM156 121H157V120H156ZM161 121L159 120V123H157L158 125H156V126L153 124L154 127H155L156 129H157V126H158V128H159V130H158L159 134H160V132H162V130L164 129V126H166V124H167V122H168V121H163V122H161ZM186 121H188V120H186ZM209 121H210V120H209ZM227 121H228V120H227ZM234 121H235V120H234ZM243 121H242V122H243ZM259 121L261 122V120H259ZM259 121H258V122H259ZM37 122H38V121H37ZM89 122H90V121H89ZM98 122H99V121H98ZM105 122H106V121H105ZM164 122H165L166 124H163ZM179 122H180V121H179ZM193 122H194V121H193ZM223 122H222L221 124H220V123H219V124L222 125ZM230 122H231V121H230ZM230 122H229V124H230ZM238 122H239V121H238ZM240 122H241V121H240ZM247 122H248V121H247ZM254 122H256V121H254ZM20 123H21V122H20ZM55 123H56V122H55ZM109 123H110V122H109ZM130 123H131V122H130ZM160 123H161V124H160ZM171 123H173V122H171ZM171 123H168V124H169V129H170V130H171V127H172V126L170 127V124H171ZM189 123H192V122H189ZM189 123H188L187 125H189ZM225 123H227V122H225ZM231 123L233 124V121H232ZM25 124H26V123H25ZM28 124H30V123H28ZM31 124H32V123H31ZM105 124H107V123H105ZM198 124H199V123H198ZM211 124H212V123H210V126H211ZM214 124H215V123H214ZM219 124H218V125H219ZM232 124H231V125H232ZM234 124H235V122H234ZM234 124H233V125H234ZM236 124H237V122H236ZM258 124H259V123H258ZM261 124H262V123H261ZM19 125H20V124H19ZM52 125H53V124H51V126H52ZM107 125H108V124H107ZM171 125H172V124H171ZM218 125H217V126H218ZM243 125H245V123L242 124V126H243ZM248 125H250V123H248ZM255 125H256V123H255ZM81 126H82V125H81ZM85 126H86V125H85ZM160 126L162 127V129H161ZM190 126H191V125H190ZM214 126H215V125H214ZM214 126H213V127H214ZM217 126H216L215 129H217ZM224 126H227V125H224ZM224 126H223V127H224ZM253 126H254V125H253ZM259 126H260V125H259ZM261 126L264 127L263 125H261ZM261 126H260V127H261ZM86 127H87V126H86ZM148 127H149V126H148ZM148 127H147V128H148ZM186 127H187V126H186ZM207 127H208V126H207ZM207 127H206V128H207ZM231 127H232V126H231ZM233 127H234V126H233ZM236 127H238V125H236ZM244 127H245V126H244ZM244 127H243V128H244ZM247 127H248V126H247ZM247 127H246V128H247ZM250 127H251V126H250ZM30 128H31V127H30ZM45 128H46V127H45ZM45 128H44V129H45ZM83 128H84V127H83ZM155 128H154V133L156 134L157 130H156V132H155ZM219 128H220V127H219ZM258 128H259V127H258ZM7 129H8V128H7ZM62 129H63V128H62ZM165 129H167V127H165ZM169 129H168V130H169ZM213 129H214V128H213ZM224 129H225V128H224ZM226 129H227V128H226ZM232 129H233V128H232ZM232 129H230V125H229V128H228L227 130H228V132H230V134H228L227 130H226V132H224V130H223V129L221 130V128H220V130H221L220 136L222 135V137H224L223 139H224L225 144H224L223 142L220 143V140H221V139L219 140V138L216 137L220 144H219V145H215V144H217V142H215V141H216V138H215L216 135H214V133H215V134L218 133V135H219V132H220V130L217 129L218 132H217V133H216V132L213 133L214 138H215V139H214V142H215V143L211 142V140L213 139V138L211 137L212 139H211L210 141L207 140V143H208V142H211V143H208L207 145H204V146H206L207 148L203 147V145H202L201 147H202V148H205V152L208 153L209 155H212L211 153L217 152L218 150L222 149V147H225V149H226V148H228V149L230 148V150H228V149H227V150H228V152H232V151H234V150H236V149L238 150L240 147L243 148V147H244V145H243V141H244V140H242V139L248 137V136H246L245 134L248 133V132H249V134H251V132L253 133L254 130H255V128H252V129H254V130H252L251 132H250V130H246V132H245V130H243V132H245V134H243V132H239V129H238L237 133H238V134H239V133H242L243 135L241 134V136H235V127H234V133L232 132V134H234L235 137H234L233 135H232V136H233V137H232V136H231V130H232ZM8 130H9V129H8ZM19 130H20V129H19ZM54 130H55V129H54ZM151 130H152V129H151ZM191 130H192V129H191ZM240 130H241V128H240ZM257 130H260L259 133L261 134V129H257ZM262 130H263V129H262ZM11 131H12V130H11ZM182 131H183V130H182ZM20 132H21V131H20ZM63 132H64V131H63ZM82 132H83V131H82ZM98 132H99V130H98ZM135 132H136V131H135ZM165 132H166V130H165ZM171 132H172V131H171ZM192 132H193V130H192ZM203 132H204V130H203ZM255 132H256V130H255ZM15 133H16V132H15ZM28 133H29V132H28ZM43 133H44V132H43ZM48 133H49V132H48ZM100 133H101V132H100ZM162 133H163V132H162ZM196 133H197V132H196ZM196 133H195V134H196ZM198 133H199V130H198ZM211 133H212V132H211ZM259 133H258V134H259ZM12 134H13V133H12ZM19 134H20V133H19ZM84 134H86V133H84ZM159 134H158V135H159ZM163 134H164V133H163ZM168 134H169V133H168ZM172 134H173V133H172ZM209 134H210V132H209ZM209 134H208V135H209ZM10 135H11V134H10ZM10 135H9V136H10ZM25 135H26V134H25ZM138 135H139V134H138ZM186 135H187V134H186ZM218 135H217V136H218ZM229 135H230L232 138H231V137H228ZM236 135H237V134H236ZM239 135H240V134H239ZM253 135H255V134L253 133ZM262 135H263V132H262ZM262 135H260V137H258L259 135H256V137H258L259 139H261ZM85 136H86V135H85ZM90 136H91V135H90ZM93 136H94V135H93ZM159 136H160V135H159ZM164 136H165V137L168 136V135H167V132H166V135L164 134ZM188 136H190V135H188ZM210 136H212V135L210 134ZM45 137H46V136H45ZM99 137H100V136H99ZM156 137H157V136H156ZM203 137H204V136H203ZM222 137H221V138H222ZM256 137H255V138H256ZM49 138H50V137H49ZM51 138H53V136H51ZM51 138H50V139H51ZM108 138H109V137H108ZM154 138H155V137H154ZM182 138H185V137H182ZM182 138H180V139H182ZM196 138H197V137H196ZM201 138H202V137H201ZM201 138H200V139H201ZM205 138H206V137H205ZM207 138H208V137H207ZM229 138H231V139H229ZM251 138H253V137H250V139L248 138L249 141L251 140ZM22 139H23V138H22ZM91 139H92V138H91ZM180 139H178V141H177V140H176V141L179 142ZM259 139H258V140H259ZM262 139H264V135H263ZM262 139H261V140H262ZM16 140H17V139H16ZM86 140H87V139H86ZM92 140H93V139H92ZM255 140H257V139H255ZM107 141H109V140H107ZM138 141H139V140H138ZM170 141H171V139H170ZM176 141H175V143H177ZM191 141H192V140H191ZM212 141H213V140H212ZM221 141H223V140H221ZM245 141H246V140H245ZM247 141H248V140H247ZM249 141H248V142H249ZM252 141H254V140H252ZM252 141H251V143L249 142L250 144H247V143L244 142V144H246V147H245V148H247V145H248V146L250 145V146L252 147V145L254 146V144H256V141H254V144H252ZM65 142H66V141H65ZM156 142H157V141H156ZM196 142H197V141H196ZM202 142H203V141H202ZM258 142H259V141H258ZM260 142H261V141H260ZM10 143H11V142H10ZM35 143H36V142H35ZM62 143H63V142H62ZM158 143H159V142H158ZM158 143H156V144H158ZM170 143H171V142H170ZM175 143H174V144H175ZM179 143H180V142H179ZM179 143H177V145H179ZM156 144H155V145H156ZM211 144H212V145H211ZM6 145H7V144H6ZM15 145H16V144H15ZM17 145H18V144H17ZM64 145H66V144H64ZM167 145H168V144H167ZM227 145H228V147H226ZM241 145H243V146H241ZM257 145H258V144H257ZM0 146H1V145H0ZM43 146H44V145H43ZM164 146H165V145H164ZM173 146L175 147V145H173ZM250 146L248 147V149L250 148ZM258 146H259V145H258ZM258 146H257V147H258ZM6 147H7V146H6ZM13 147H14V146H13ZM18 147H20V146H18ZM22 147H23V146H22ZM140 147H141V146H140ZM181 147H182V146H181ZM3 148H4V147H3ZM8 148H9V147H8ZM11 148H12V146H11ZM11 148H10V149H11ZM155 148H157V147H155ZM158 148H159V147H158ZM199 148H200V147H199ZM214 148H216V149H214ZM259 148H260V147H259ZM262 148H263V147H262ZM262 148H261V150H262ZM6 149H7V148H6ZM12 149H13V148H12ZM63 149H65V148H63ZM63 149H62V150H63ZM106 149H107V148H106ZM160 149H162V148H160ZM160 149H159V150H160ZM180 149H181V148H180ZM183 149H184V148H183ZM186 149H187V148H186ZM206 149H207V150H206ZM240 149H241V148H240ZM48 150H49V149H48ZM70 150H71V149H70ZM90 150H91V149H90ZM153 150H154V149H153ZM153 150H150V151L152 152ZM178 150H179V149H178ZM178 150H177V151H178ZM188 150H189V149H188ZM214 150H216V151H214ZM223 150H224V148H223ZM231 150H232V151H231ZM237 150H236V151H237ZM246 150H247V149H246ZM246 150H245V152H246ZM255 150H256V149H255ZM255 150H254V151H255ZM257 150L259 151V149H257ZM257 150H256L255 152H257ZM30 151H31V150H30ZM68 151H69V150H68ZM105 151H106V150H105ZM143 151H144V150H143ZM145 151H146V150H145ZM145 151H144V152H145ZM170 151H171V150H170ZM179 151H180V150H179ZM181 151H182V150H181ZM184 151H185V150H184ZM186 151H187V150H186ZM191 151H192V149H191ZM197 151H198V150H197ZM212 151H213V152H212ZM247 151H248V150H247ZM17 152H18V151H17ZM63 152H64V150H63ZM69 152H70V151H69ZM112 152H113V151H112ZM153 152H154V151H153ZM173 152H174V151H173ZM192 152L194 153V151H192ZM219 152H220V151H219ZM239 152H240V151H239ZM242 152H243V150H242ZM249 152L251 153L252 151L249 150L248 153H249ZM8 153H10V150H8ZM13 153H14V152L12 151V153H11L10 155H12ZM26 153H27V152H26ZM53 153H54V152H53ZM64 153H65V152H64ZM64 153H63V154H64ZM109 153H110V152H109ZM114 153H115V152H114ZM142 153H143V152H142ZM176 153H177V152H176ZM178 153H179V154H177V156L179 155V157H182L181 154H183V153H181V154H180V152H178ZM184 153H185V152H184ZM190 153H191V152H190ZM201 153H203V152H201ZM221 153H222V152H221ZM224 153H225V152H224ZM234 153H235V151H234ZM253 153H254V152H253ZM257 153H258V152H257ZM262 153H263V152H262ZM262 153H261V154L258 153V154H260V155L262 156ZM5 154H6V153H5ZM65 154H66V153H65ZM149 154H150V155H149ZM195 154H196V153H195ZM199 154H200V153H199ZM218 154H219V153H218ZM7 155H8V154H7ZM49 155H50V153H49ZM103 155H105V154H103ZM148 155L151 156V157H150L151 159H150V158H149L150 160L148 159L149 161H148V160H146V161H145V160H143V161H139V162L142 163L141 165H144V167L141 168V167H142V166H141V167L139 168V166L137 165V167L140 169V171L137 172V174L139 173L138 175H134V174H135L134 172H136L135 169H134V167H133V169H131V170H129L130 168L128 169V172H130V173H132V175H134V176H133V177H134L133 180H135V179H139L141 176H145V175L148 176L150 170H152V169L154 170V169H155V168L149 169V166L154 167L153 165H155V161H156V159H158V160L160 159V158H159V155H158V151H155L154 153H152L153 157H152L151 153H148ZM171 155H172V154L170 153V156H171ZM184 155L186 156L187 154H184ZM204 155H206V154L204 153ZM214 155H215V154H214ZM219 155H220V154H219ZM236 155H238V154H236ZM241 155H242V154H241ZM254 155H255V154H254ZM254 155H253V156H254ZM13 156H15V155H13ZM13 156H12V157H13ZM52 156H53V155H52ZM95 156H96V155H95ZM97 156H98V155H97ZM108 156H109V155H108ZM108 156H107V157H108ZM124 156H125V155H124ZM149 156H148V157H149ZM195 156H196V155H195ZM195 156H194V157H195ZM212 156H213V155H212ZM242 156H243V155H242ZM7 157H8V156H7ZM7 157H6V158H7ZM10 157H11V156H10ZM12 157H11V158H12ZM25 157H26V156H25ZM25 157H24V158H25ZM154 157H155L156 159H155ZM179 157H178L177 159H175V158H176V154H175V152H174V153H173V157L171 156V157L169 158V159H170V161H169L170 165H171V163L174 162L173 159H175V161L177 160L178 162H180L181 165H180V163H179V165L182 166L184 156H183L182 159L179 158ZM209 157H210V156H209ZM213 157H214V156H213ZM213 157H212L211 159H213ZM219 157H220V156H219ZM249 157H250V156H249ZM251 157H252V155H251ZM72 158H73V157H72ZM72 158H71V159H72ZM75 158H76V157H75ZM104 158H105V157H104ZM187 158H188V157H187ZM195 158H196V157H195ZM234 158H235V157H234ZM0 159H1V157H0ZM13 159H14V160H13ZM13 159H9V162H8V159H7V161H6L7 163H5V162H4V163H5V164L10 163V164L13 165V162L15 161V157H13ZM101 159H102V158H101ZM110 159H111V158H110ZM112 159H113V158H112ZM141 159H142V157L140 158V160H141ZM185 159H186V158H185ZM197 159H198V158H197ZM229 159H230V158H229ZM231 159H232V158H231ZM231 159H230V160H231ZM262 159H263V161H264V158H262ZM11 160H12L13 162H12ZM104 160H105V159H104ZM132 160H134V159H132ZM138 160H139V159H138ZM158 160H157V161H158ZM166 160H168V159H166ZM245 160H246V159H245ZM252 160H253V159H252ZM10 161H11L12 163H11ZM159 161H160V160H159ZM159 161H158V162H159ZM163 161H164V160H163ZM186 161H187V160H186ZM186 161H184V162H185V163H184L185 165H186ZM227 161H228V160H227ZM231 161H232V160H231ZM247 161H248V160H247ZM253 161H254V160H253ZM263 161H261V162H263ZM0 162H2V161H0ZM18 162H19V161H18ZM109 162H110V161H109ZM143 162H144V163H143ZM187 162H188V161H187ZM205 162H206V161H205ZM222 162H223V160H222ZM224 162H225V161H224ZM224 162H223V163H224ZM236 162H237V160H236ZM236 162H235V163H236ZM238 162H239V161H238ZM254 162H255V161H254ZM4 163L2 162V164H4ZM115 163H116V162H115ZM167 163H168V162H167ZM174 163H175V162H174ZM196 163H197V162H196ZM207 163H208V162H207ZM239 163H240V162H239ZM2 164H1V165H2ZM14 164H15V162H14ZM74 164H75V163H74ZM95 164H96V163H95ZM110 164H111V163H110ZM184 164H183V165H184ZM197 164H198V163H197ZM233 164H234V163H233ZM240 164H243V163H240ZM247 164H249V162H248ZM260 164H261V163H260ZM1 165H0V167H1ZM8 165H9V164H8ZM8 165H4V166H8ZM23 165H24V164H23ZM25 165H26V164H25ZM72 165H73V164H72ZM72 165H71V166H72ZM100 165H101V164H100ZM120 165H121V164H120ZM139 165H140V164H139ZM158 165H159V163H158ZM167 165H168V164H167ZM179 165H178V166H179ZM185 165H184V167H185ZM207 165H208V164H207ZM226 165H227V164H226ZM228 165H229V164H228ZM236 165H237V164H236ZM244 165H245V167H246V162L244 163ZM4 166H3V167H4ZM9 166H10V165H9ZM61 166H62V165H61ZM103 166H104V165H103ZM127 166H128V165H127ZM156 166H157V165H156ZM171 166H172V165H171ZM197 166H198V165H197ZM200 166H201V165H200ZM200 166H198V167H200ZM238 166H239V165H237V167H238ZM242 166H243V165H242ZM254 166H255V165H254ZM120 167H121V166H120ZM125 167H126V166H125ZM125 167H124V168H125ZM167 167H168V166H167ZM172 167H173V166H172ZM176 167H177V165H176ZM176 167H175V168H176ZM184 167H182V168H184ZM223 167H224L223 169H221V170L219 169L220 173H218V170H217L218 175H219V174H221V175L218 176V175L216 174L217 176L214 178V180L216 181V183H218L219 185H220V184L222 185V186L220 185V187H225L226 182H228V181H225V179H226L225 177L227 176V175L225 176V174L228 172V170H227V166H225V163L223 164ZM256 167H257V166H256ZM263 167H264V166H263ZM6 168H7V167H6ZM63 168H64V167H63ZM99 168H100V167H99ZM101 168H102V167H101ZM101 168H100V169H101ZM105 168H106V167H105ZM158 168H159V167H158ZM158 168H157V169H158ZM170 168H171V167H169V169H170ZM185 168H187V165H186ZM200 168H201V167H200ZM220 168H221V167H220ZM228 168H230V167H228ZM232 168H233V166H232ZM239 168H240V166H239ZM250 168H252V167H250ZM8 169H9V168H8ZM11 169H12V168H11ZM25 169H26V168H25ZM70 169H71V168H70ZM73 169H74V168H73ZM75 169H76V168H75ZM75 169H74V170H75ZM108 169H109V168H108ZM120 169H121V168H120ZM197 169H198V168H197ZM215 169H217V168H215ZM246 169H247V168H246ZM258 169H259V168H258ZM5 170H6V169H5ZM94 170H95V169H94ZM97 170H98V169H97ZM97 170H96V172H97ZM136 170H138V169H136ZM177 170H178V169H177ZM233 170H235V169H232V171H233ZM238 170H239V169H238ZM247 170H249V169H247ZM254 170H255V169H254ZM3 171H4V170H3ZM67 171H68V170H67ZM67 171H66V172H67ZM102 171H103V170H102ZM132 171H134V172H132ZM171 171H172V170H171ZM173 171H174V170H173ZM173 171H172V172H173ZM181 171L183 172L182 169H181ZM212 171H214V169H213ZM212 171H211V172H212ZM236 171H237V169H236ZM236 171H235V172H236ZM261 171H262V170H261ZM1 172H2V171H1ZM103 172H105V171H103ZM152 172H153V171H152ZM184 172H185V171H184ZM215 172H216V171H215ZM230 172H231V171H230ZM243 172H244V171H243ZM257 172H258V170H257ZM263 172H264V171H263ZM97 173H98V172H97ZM173 173H174V172H173ZM206 173H207V175H208V172H207V171H206ZM231 173H232V172H231ZM238 173H239V172H238ZM254 173H255V172H254ZM2 174H3V173H2ZM100 174H101V173H100ZM126 174H127V172H126ZM169 174H170V173H169ZM227 174L230 175L229 172H228ZM233 174H234V173H233ZM261 174H262V173H261ZM33 175H34V174H33ZM47 175H48V174H47ZM124 175H125V174H124ZM176 175H178V174H176ZM179 175H180V174H179ZM182 175H183V173H182ZM204 175H205V174H204ZM211 175H212V174H211ZM240 175H241V174H240ZM244 175H245V174H244ZM88 176H89V175H88ZM92 176H93V175H92ZM92 176H91V177H92ZM94 176H95V175H94ZM156 176H158V175H156ZM247 176H248V175H247ZM262 176H263V175H262ZM166 177H167V175H166ZM174 177H175V176H174ZM174 177H173V178H174ZM180 177H182V176L180 175L179 178H180ZM183 177H184V176H183ZM200 177H201V175H200ZM241 177H242V176H241ZM241 177H240V178H241ZM250 177H251V176H250ZM65 178H66V177H65ZM92 178H94V177H92ZM95 178H96V177H95ZM97 178H98V176H97ZM113 178H114V176H113ZM126 178H127V177H126ZM141 178H142V177H141ZM145 178H146V177H145ZM171 178H172V177H171ZM173 178H172V179H173ZM175 178H176V177H175ZM185 178H186V176H185ZM190 178H191V177H190ZM201 178H202V177H201ZM208 178H209V176H208ZM210 178H211V177H210ZM242 178H243V177H242ZM82 179H83V178H82ZM109 179H110V178H109ZM142 179H143V178H142ZM169 179H170V178H169ZM169 179H168V180H169ZM177 179H178V177H177ZM228 179H229V178H228ZM231 179H232V178H231ZM243 179H244V178H243ZM259 179H260L261 182H262V179H263V178L261 179V176L259 177ZM259 179H257V180L259 181ZM63 180H64V179H63ZM68 180H69V179H68ZM87 180L89 181V179H87ZM139 180H140V179H139ZM143 180H144V179H143ZM147 180H148V179H147ZM170 180H171V179H170ZM175 180H176V179H175ZM179 180H180L181 182H183V180L185 181V179H183V178H182V180H181V178H180ZM179 180H178V181H179ZM234 180H235V179H234ZM238 180H239V179H237V181H238ZM240 180H242V179H240ZM249 180L251 181L252 178L248 179V181H249ZM255 180H256V179H255ZM255 180H253V181H251V182L254 183ZM79 181H80V180H79ZM96 181H97V180H96ZM100 181H101V180H100ZM102 181H103V180H102ZM124 181H125V179H124ZM124 181H122V183H123ZM130 181H131V180H130ZM136 181H137L138 183H140L138 180H136ZM152 181H154V180H152ZM163 181H164V180H163ZM245 181H247V180H245ZM263 181H264V180H263ZM67 182H68V181H67ZM238 182H239V181H238ZM251 182H247V184H248V183H251ZM255 182H257V181H255ZM0 183H1V182H0ZM130 183H131V182L128 183L130 186H132V187L135 186V185H131V184H133V182H132L131 184H130ZM166 183H167V182H166ZM170 183H171V182H170ZM174 183H176V182H174ZM178 183H180V182H178ZM201 183H202V182H201ZM235 183H236V182H235ZM240 183H243V181L240 182ZM244 183H246V182H244ZM258 183H260V182H258ZM263 183H264V182H263ZM89 184H90V183H89ZM119 184H120V183H119ZM128 184H127V185H128ZM150 184H151V183H149V185H150ZM160 184H161V183H160ZM162 184H163V183H162ZM171 184H172V183H171ZM186 184H187V183H186ZM206 184H207V183H206ZM206 184H205V185H206ZM218 184H216V185L218 186ZM223 184H224V186H223ZM228 184H229V183H228ZM228 184H227V185H228ZM233 184H234V183H233ZM261 184H262V183H261ZM2 185H3V184H2ZM22 185H23V184H22ZM64 185H65V184H64ZM81 185H82V184H81ZM146 185H147V184H146ZM149 185L144 186V184H143L142 187H140V189H139V193L142 191L141 193H145V194H147L146 197H148V193H151V192L154 193V191L151 190V189H152V188H151L152 186H151V185L149 186ZM198 185H199V184H198ZM214 185H215V184H214ZM251 185H252V184H251ZM255 185H256V184H255ZM257 185H258V184H257ZM263 185H264V184H262V186H263ZM124 186H125V185H124ZM130 186H128V187H130ZM136 186H137V185H136ZM143 186H144V187H143ZM161 186H162V185H161ZM164 186H165V185H164ZM178 186H179V185H178ZM184 186H186V185H184ZM243 186H244V185H243ZM245 186H247V185H245ZM97 187H98V186H97ZM116 187H117V186H116ZM165 187H166V186H165ZM181 187H182V186H181ZM201 187H202V186H201ZM208 187H209V185H208ZM218 187H219V186H218ZM227 187L229 188V186H227ZM230 187H231V186H230ZM252 187H253V186H252ZM255 187H256V186H255ZM69 188H70V187H69ZM69 188H68V189H69ZM130 188H131V187H130ZM133 188H134V187H133ZM149 188H151V189H149ZM167 188H168V185H167ZM186 188H188V187H186ZM189 188H190V187H189ZM244 188H245V187H244ZM263 188H264V187H263ZM1 189H2V188H1ZM8 189H9V188H8ZM70 189H71V188H70ZM95 189H96V188H95ZM95 189H94V190H95ZM134 189H136V188H134ZM156 189L158 190V188H156ZM163 189H165V188H163ZM203 189H204V188H203ZM223 189H224V188H223ZM223 189H222V190H223ZM234 189H235V188H234ZM32 190H33V189H32ZM130 190H133V189H130ZM190 190H191V188H190ZM194 190H195V189H194ZM256 190H257V189H256ZM83 191H84V190H83ZM124 191H125V190H124ZM185 191H187V189H186ZM223 191H224V190H223ZM252 191H253V190H252ZM257 191H258V190H257ZM261 191H262V190H261ZM80 192H81V191H80ZM98 192H99V191H98ZM125 192H126V191H125ZM131 192H134V190L131 191ZM131 192H130V193H131ZM157 192H159V191H157ZM164 192H165V191H164ZM190 192H192V191H190ZM198 192H199V191H198ZM220 192H221V191H220ZM225 192H226V191H225ZM234 192H236V191H234ZM254 192H255V191H254ZM6 193H7V192H6ZM8 193H9V192H8ZM39 193H40V192H39ZM81 193H82V192H81ZM81 193H80V194H81ZM117 193H118V192H117ZM137 193H138V191H137ZM217 193H218V192H217ZM239 193H246V192H243V190H242V191H240ZM74 194H75V193H74ZM74 194H73V195H74ZM80 194H79V195H80ZM151 194H152V193H151ZM205 194H206V193H205ZM228 194H229V193H228ZM0 195H1V194H0ZM139 195H140V194H139ZM149 195H150V194H149ZM153 195H154V194H153ZM161 195H162V194H161ZM172 195H173V194H172ZM177 195H178V194H177ZM206 195H207V194H206ZM226 195H227V194H226ZM2 196H4V195H2ZM2 196H1V197H2ZM38 196H39V195H38ZM38 196H37V197H38ZM116 196H117V195H116ZM189 196H191V194H190ZM207 196H208V195H207ZM210 196H211V195H210ZM56 197H57V196H56ZM82 197H83V196H82ZM122 197H124V196H122ZM141 197H142V196H141ZM159 197H162V196H159V195H158V198H159ZM227 197H228V196H227ZM240 197H241V195H240ZM126 198H129V199H128L129 201H127V202L124 201V202H126V203H127L126 205L129 206L130 204L128 205V202H130V198H131V196H130V197H125V199H126ZM132 198H133V196H132ZM134 198H135V197H134ZM148 198H149V200H152L153 202H151V201H150L151 203H149V202L146 203V202H145L146 204L149 203V204H151V206H152V204H153L154 202H155V204H157V203H156V201H157L156 198H154V200H156V201H154L153 199H150L151 197H148ZM152 198H153V197H152ZM208 198H209V197H208ZM242 198H244V197H242ZM113 199H114V201L116 200V198H113ZM120 199H121V198H118L117 200H120ZM141 199H143V198H141ZM145 199H146V201H147V198H145ZM162 199H163V198H162ZM199 199H200V198H199ZM199 199H198V201H199ZM204 199H205V198H204ZM4 200H5V199H4ZM117 200H116V202H117ZM133 200H134V199H133ZM135 200H136V199H135ZM135 200H134V201H135ZM160 200H161V199H160ZM160 200H159V201H160ZM177 200H178V199H177ZM187 200H188V199H187ZM201 200H202V199H201ZM226 200H227V199H226ZM237 200H240V199H237ZM70 201H71V200H70ZM77 201H78V200H77ZM114 201H113V203H114ZM131 201H132V200H131ZM134 201H133V202H134ZM137 201H138V199L134 202V204H135ZM142 201H144V200H142ZM159 201H158V202H159ZM243 201H244V200H243ZM12 202H13V201H12ZM33 202H34V201H33ZM102 202H103V201H102ZM105 202H106V201H105ZM108 202H109V199H108ZM118 202H119V201H118ZM120 202H121V200H120ZM133 202H131V203L133 204ZM138 202H139V201H138ZM162 202H163V201H161V203H162ZM195 202H196V201H195ZM241 202H242V201H241ZM0 203H1V202H0ZM14 203H15V202H14ZM29 203H30V202H29ZM61 203H62V202H61ZM159 203H160V202H159ZM208 203H209V201H208ZM242 203H243V202H242ZM32 204H33V203H32ZM37 204H38V203H37ZM39 204H40V203H39ZM76 204H77V203H76ZM103 204H104V203H103ZM103 204H102V205H103ZM111 204H112V201H111ZM117 204H119V203H117ZM117 204L114 203L113 205H116V206H117ZM134 204H133V205H134ZM136 204H137V203H136ZM140 204H141V203H140ZM146 204H145V206H146ZM240 204H241V203H240ZM33 205H34V204H33ZM79 205H80V204H79ZM113 205H112L111 207H113ZM120 205H121V204H120ZM124 205H125V204H123V206H124ZM138 205H139V204L136 205V208H137L138 213H139L140 210H139L138 208H139L141 205H139V206H138ZM157 205H158V204H157ZM164 205H165V204H164ZM230 205H232V204H230ZM241 205H242V204H241ZM1 206H2V204H0V207H1ZM4 206H5V205H4ZM4 206H2V208H3ZM54 206H55V205H54ZM155 206H156V205H154V204H153V206H152V208H154V210L157 208V207H155ZM158 206H159V208L162 207L161 204H159ZM35 207H36V206H35ZM101 207H102V206H101ZM104 207H105V206H104ZM108 207H110V206H108ZM125 207H126V206H125ZM125 207H123V208H125ZM130 207H132V206H130ZM130 207H129V208H130ZM133 207H134V206H133ZM133 207H132V208H133ZM146 207H147V210H148V206H146ZM183 207H184V206H183ZM240 207H241V206H240ZM243 207H244V205H243ZM261 207H262V206H261ZM2 208H0V215H1V214H2V215L4 214V212L2 213V211H3ZM4 208H5V207H4ZM56 208H57V207H56ZM114 208H115V206H114ZM116 208H117V207H116ZM116 208H115V209H116ZM119 208H121V206H120ZM123 208H122V210H123ZM126 208H128V207H126ZM132 208H130V210H131ZM152 208H150L151 211H150V209H149V213H151L150 216L152 215V210H153ZM162 208H164V207H162ZM162 208H161V209H158V208H157L156 212H157V213H159V212L161 213L160 210H166V209H162ZM165 208H166V207H165ZM263 208H264V206H263ZM5 209H6V208H5ZM29 209H30V208H29ZM31 209H32V208H31ZM48 209H49V208H48ZM57 209H58V208H57ZM77 209H78V208H77ZM77 209H76V210H77ZM95 209H96V207L93 208L92 211L90 210L89 212H86V214H84V215L82 216V219H83V217H86V216H87V213H88V217L85 218V221H87L86 219H88V218H89V220H90L91 218H90L89 214H91L90 212H92V214H93V212H94ZM110 209H111V208H110ZM112 209H113V208H112ZM115 209L111 210V212L114 213ZM140 209H141V207H140ZM175 209H176V208H175ZM179 209H180V208H179ZM241 209H242V207H241ZM245 209H246V207H245ZM32 210H33V209H32ZM34 210H35V209H34ZM52 210H53V209H52ZM79 210H80V209H79ZM117 210H118V209H116V211H117ZM128 210H129V209H128ZM132 210L135 211V210H136L135 207H134V209H132ZM132 210H131V212H130L131 214H132ZM137 210H136V211H137ZM141 210L143 211V209H141ZM238 210H239V209H238ZM248 210H249V209H248ZM4 211H5V210H4ZM27 211H28V210H27ZM29 211H31V210H29ZM39 211H41V210H40V207H39ZM42 211H43V210H42ZM45 211H46V210H45ZM102 211L105 212L104 209H103ZM107 211H109L108 208H107ZM123 211H124V210H123ZM134 211H133V212H134ZM136 211L133 213V214H134V219H135ZM142 211H141V213H142ZM239 211H240V210H239ZM25 212H26V211H25ZM34 212H37V213H38V211H34ZM43 212H44V211H43ZM48 212H49V211H47L46 213H48ZM61 212H62V209H61ZM61 212H60V214H62ZM117 212H118V211H117ZM143 212H144V211H143ZM156 212L153 211V213H155V215L153 214L155 217H157V216L159 217V215H162V216H163V214L167 215V213H165L166 211H165L164 213H163V211H162V213L159 214V215H158V214L156 215ZM170 212H171V211H170ZM174 212H175V211H174ZM198 212H199V211H198ZM243 212H244V211H243ZM5 213H6V212H5ZM29 213H30V212H29ZM49 213H50V212H49ZM95 213H96L95 216H94V215H93V216H94V217H97L99 212H98V213L95 212ZM138 213H137L136 216H138ZM168 213H169V212H168ZM240 213H242V212H240ZM259 213H260V212H259ZM24 214H25V213H24ZM35 214H36V213H35ZM39 214H40V213H39ZM44 214H45V213H44ZM44 214H43V215H44ZM50 214H51V213H50ZM56 214H57V213H56ZM63 214H64V210H63ZM82 214H83V213H82ZM133 214H132V215H133ZM144 214H145V213H144ZM177 214H179V217L181 218V214H180V213H177ZM184 214H185V213H184ZM226 214H227V212H226ZM255 214H256V213H255ZM7 215L9 216V214H7ZM7 215L4 214L5 218H6ZM19 215H20V214H19ZM33 215H34V214H33ZM36 215H37V216H34V218H35V219H33L34 221H33V220H32V221L29 220V222L27 223V225H26V223H25V225L27 226V228H28V226H30L28 229H27L26 227L24 228V226H23V228L20 229V230H23V231H18V232H20V233H21V232H24V233L22 234V236H23V235H24L25 237L28 236V237H26V239H29L30 243H35V242H36V239H35L34 237H37V238L39 237V238H38L39 240L37 239V240H38L37 242L40 241V238H41V237L43 238V239H42V238H41V239H42V241H43L44 243H46V240H47V241L49 240V243H53V245L50 244L49 247H48V248L46 247V248H47L48 251H51V252H49L50 254H54V255L56 254L57 251H60V250H61L60 248L62 247V244H63V247L65 248V247H67L66 245H68V244H67L68 241H74L73 243H72V242H69V243H72L73 245L75 244V241L77 242L78 237H80L81 233L83 232V230H82V232H80V231H81V230L79 229L80 227L87 228L88 226H90V225L87 224V223L85 224V222L82 221V219H81L80 221H76V220H77V219H76L74 222H73V220H72V221H69V220L67 219L68 222H63V223H62V221H63V220H61L62 218L60 219V221H61V222H60V221H52V220H50L51 218H50L49 215H48V216H49L50 219H49L47 216H45V215L43 216L42 214H41L40 216H39L38 214H36ZM102 215H103V214H101V217H102ZM108 215H109V213H108ZM111 215H112V214H111ZM115 215H116V214H115ZM141 215H143V213H142ZM146 215H147V214H145V216H146ZM153 215H152V217H151L150 219L155 218ZM188 215L191 217L190 214H188ZM29 216H30V214H29ZM93 216H92V217H93ZM99 216H100V213H99ZM99 216H98V218L100 219ZM109 216H110V215H109ZM128 216H129V215H128ZM128 216H127V217H128ZM150 216H149V217H150ZM168 216H169V214H168ZM168 216H167V218L169 219ZM182 216H183V215H182ZM238 216H239V215H238ZM0 217H3V216H0ZM130 217H131V216H130ZM138 217H139V216H138ZM140 217H142V216H140ZM140 217H139V219H140ZM143 217H144V216H143ZM143 217H142V218H143ZM163 217H164V216H163ZM163 217H159V218H163ZM193 217H194V216H193ZM243 217H244V216H243ZM263 217H264V216H263ZM74 218H75V217H74ZM80 218H81V217H80ZM98 218H97V219H98ZM103 218H104V219L106 218V213H104ZM119 218H120V217H119ZM146 218H147V217H146ZM164 218H165V217H164ZM164 218H163V219H164ZM174 218H175V217H174ZM183 218H184V217H182V219H183ZM244 218H245V217H244ZM6 219H10V218H6ZM18 219H19V218H18ZM104 219H102V220H104ZM139 219H138V220H139ZM150 219H147V221H149V223H150ZM155 219H156V218H155ZM171 219H172V218H171ZM188 219H189V218H188ZM188 219H186V217H185V221L187 220L186 223H188ZM191 219H192V218H191ZM191 219H189V220H191ZM53 220H56V219H53ZM89 220H88V222H89ZM105 220H107V219H105ZM105 220H104V222H105ZM108 220H109V218H108ZM110 220H112V216H111V219H110ZM114 220H115V219H114ZM117 220H118V219H116V221H117ZM120 220H121V218H120ZM136 220H137V219H136ZM157 220H158V219H157ZM169 220H170V219H169ZM3 221H5V219L3 218V220H2V219L0 218V226L3 225V224H2ZM90 221H91V220H90ZM118 221H119V220H118ZM132 221H133V220H132ZM147 221H146V222H147ZM153 221H154V219H153ZM153 221H152V223H153ZM159 221H160V220L157 221L158 223H157V222H154V223H155L154 225L157 226V227H159V228H157L158 231H159L160 229H161V230H160L161 232H162V231H165V230H166V231L170 230L171 222H170V226L168 227V224H169V223L165 224V223H163L162 220H161L160 222H162L163 225L160 227L159 224L161 225V223H160ZM163 221L167 222V219H164ZM207 221H208V220H207ZM207 221H206V222H207ZM244 221H245V220H244ZM244 221H242V222H243V225L246 226V224H244ZM5 222H6V221H5ZM18 222H19V221H18ZM30 222H31V223H30ZM91 222H93V221H91ZM91 222H90V223H91ZM94 222H96V221H94ZM97 222H98V220H97ZM100 222H101V221H100ZM168 222H169V221H168ZM182 222H184V221H182ZM182 222H181V224H182ZM193 222H195V223H193ZM193 222H192V223H193V226H194L193 229H195V227H196V223H197V220L193 219ZM231 222H232V221H231ZM246 222H248V221H245V223H246ZM107 223H108V221H107ZM118 223H119V222H118ZM144 223H145V222H144ZM147 223H148V222H147ZM156 223H157V225H156ZM179 223H180V222H179ZM200 223H201V222H200ZM225 223H226V222H225ZM29 224H30V225H29ZM91 224H92V223H91ZM96 224H97V223H96ZM116 224H117V223H116ZM122 224H123V223H122ZM197 224H198V223H197ZM213 224H215V223L213 222ZM248 224H249V223H248ZM251 224H252V223H251ZM4 225H5V224H4ZM93 225H94V226H93ZM110 225H111V224L109 223V226H110ZM123 225H124V224H123ZM128 225H129V224H128ZM128 225H127V226H128ZM131 225H132V223H131ZM154 225H153V227H155ZM172 225H173V224H172ZM188 225H189V224H188ZM207 225H208V224H207ZM235 225H236V224H235ZM14 226H15V225H14ZM16 226H17V225H16ZM103 226H104V225H103ZM106 226H108V225H106ZM106 226H105V227H106ZM140 226H141V225H140ZM150 226H151V225H150ZM252 226H253V225H252ZM7 227H8V226H7ZM90 227H91V226H90ZM90 227H88V228H90ZM92 227H93V228H92ZM92 227H91V228H92L93 230H94V229H95V230H98V229L101 228L100 224L95 226V223L92 224ZM131 227H132V226H131ZM190 227H191V226H190ZM1 228H2V227H1ZM83 228H81V229H83ZM103 228H104V227H103ZM132 228H133V227H132ZM151 228H152V227H151ZM168 228H169V229H168ZM184 228H185V227H184ZM213 228H214V227H213ZM216 228H217V227H216ZM227 228H228V227H227ZM243 228H245V227H243ZM14 229H16V228H14ZM25 229H27V230L24 231ZM77 229H78V231L80 232V235H79V232L75 231V230H77ZM104 229H105V228H104ZM104 229H100V230H98V231L101 232V231H103ZM126 229H127V228H126ZM148 229H149V228H148ZM155 229H156V228H155ZM167 229H168V230H167ZM172 229H173V228H172ZM172 229H171V230H172ZM187 229H189V227H188ZM205 229H206V228H205ZM84 230H85V229H84ZM89 230H90V229H89ZM93 230H91V232H93ZM106 230H107V229H106ZM108 230H109V229H108ZM121 230H122V229H121ZM134 230H136V229H134ZM197 230H198V228H197ZM209 230H211V229H209ZM214 230H215V229H214ZM217 230H218V229H217ZM243 230H244V229H243ZM252 230H254V229H252ZM16 231H17V230H16ZM71 231H72V233H73L74 235H75V233L77 232V234H78L79 236L77 235V238H76V237H75L76 235H75V236H74L73 234L71 235V234H70ZM98 231H97V232H98ZM127 231H128V230H127ZM158 231L156 230L157 233H158ZM166 231H165V232H166ZM185 231H187V230H185ZM189 231H190V230H189ZM189 231H188V232H189ZM193 231H194V230H193ZM241 231H242V230H241ZM0 232H1V231H0ZM74 232H75V233H74ZM86 232H88V233L90 234V231L87 230ZM97 232L95 231L96 234H97ZM112 232H114V230L111 231V233H112ZM161 232H160V233H161ZM182 232H183V231H182ZM197 232H198V231H197ZM116 233L118 234V231H116ZM116 233H114V234H116ZM119 233H120V232H119ZM149 233H150V232H149ZM157 233H156V234H157ZM176 233H177V232H176ZM186 233H187V232H186ZM186 233H185V236H186ZM194 233H195V232H194ZM217 233H218V232H217ZM229 233H230V232H229ZM1 234H2V233H1ZM25 234H27V235H25ZM89 234H88V236H89ZM96 234H94V235H96ZM102 234H103V233H102ZM162 234H163V233H162ZM199 234H200V233H199ZM237 234H238V233H237ZM258 234H259V233H258ZM258 234H257V235H258ZM20 235H21V234H20ZM100 235H101V233H100ZM110 235H111V234H110ZM187 235H189V234H187ZM215 235H216V234H215ZM18 236H19V235H18ZM24 236H23V237H24ZM72 236H73V237H72ZM82 236H84V235H82ZM82 236H81V238H83ZM86 236H87V234H86ZM114 236H115V235H114ZM121 236H122V234H121ZM131 236H132V235H131ZM194 236H195V235H194ZM2 237H3V236H2ZM23 237H22V238H23ZM25 237H24L23 239H25ZM29 237L32 238V239L34 238L35 241L32 242V241L30 240ZM116 237H117V236H116ZM174 237H175V236H174ZM182 237H183V236H182ZM201 237H202V236H201ZM243 237H245V234H244ZM260 237H261V236H260ZM0 238H1V237H0ZM19 238H20V237H19ZM22 238H21V239H22ZM92 238H93V235H92ZM202 238H203V237H202ZM204 238H205V237H204ZM44 239H45V241H44ZM79 239H80V238H79ZM79 239H78V242H80ZM84 239H86V238H84ZM94 239H95V238H94ZM96 239H97V238H96ZM240 239H241V238H240ZM80 240H81V239H80ZM82 240H83V239H82ZM82 240H81V241H82ZM98 240H99V239H98ZM179 240H180V239H179ZM187 240H188V238H187ZM205 240H206V239H204L203 241H205ZM215 240H216V239H215ZM246 240H247V239H246ZM258 240H259V239H258ZM42 241H41V242H42ZM61 241H63V242L67 241V242H66V245H65V243H63V242H62V244H61V243H60ZM88 241H89V240H88ZM92 241H93V240H92ZM119 241H120V240H119ZM207 241H208V240H207ZM209 241H210V240H209ZM217 241H220V240H217ZM217 241H216V242H217ZM222 241H223V240H222ZM247 241H248V240H247ZM55 242L57 243V245H55ZM83 242H84V241H83ZM83 242H82V244H83ZM93 242H94V241H93ZM26 243H27V242H26ZM28 243H29V242H28ZM59 243H60L61 245H58ZM114 243H115V242H114ZM151 243L153 244V242H151ZM186 243H187V242H186ZM194 243H195V242H194ZM194 243H193V245H194ZM223 243H224V242H223ZM255 243H256V242H255ZM21 244H22V243H21ZM47 244H48V243H47ZM47 244H46V245H47ZM72 244H71L70 246H72ZM94 244H95V243H94ZM125 244H126V243H125ZM146 244H147V243H146ZM190 244H191V243H190ZM203 244H204V243H203ZM205 244H206V243H205ZM207 244H208V243H207ZM218 244H220V243H218ZM250 244H251V243H249V245H250ZM25 245H29V244H25ZM78 245H79V246H78L77 248H79L81 244H78ZM101 245H102V244H101ZM122 245H123V243H122ZM122 245H120V246H122ZM223 245H225V244H223ZM36 246H37V244H36L34 247H36ZM51 246H52V247H51ZM56 246H57V249H56ZM70 246H69V248H70ZM112 246H113V245H112ZM115 246H118V250L121 249V248L119 247L118 243H117V245H115ZM124 246H125V245H124ZM172 246H173V245H172ZM181 246H182V245H181ZM201 246H202V245H201ZM212 246H213V245H212ZM20 247H21V246H20ZM29 247H30V245H29ZM58 247H60V248L58 249ZM63 247H62V248H63ZM74 247H75V246H74ZM99 247H101V246H99ZM105 247H106V246H105ZM105 247H104V248H105ZM122 247H123V246H122ZM147 247H148V246H147ZM175 247H178V246H175ZM220 247H222L221 244H220ZM252 247H253V246H252ZM15 248H16V247H15ZM31 248H32V246H31ZM43 248H44V247H43ZM46 248H44V251H45ZM50 248H51V249H50ZM53 248L56 250L55 252L52 251ZM69 248H68V249H69ZM115 248H117V247H114V248H112V249H111V247H110V249H111L112 252H113V251H116V250H113V249H115ZM173 248H174V247H173ZM173 248H172V249H173ZM185 248H186V247H185ZM197 248H198V247H197ZM207 248H208V247H207ZM230 248H231V247H230ZM259 248H260V247H259ZM34 249H35V248H34ZM65 249H67V248H65ZM123 249H124V248H123ZM126 249H127V248H126ZM126 249H125V250H126ZM219 249H220V248H219ZM219 249H218V250H219ZM251 249H252V248H251ZM40 250H41V252H42V249H40ZM62 250H64V249H62ZM62 250H61V251H62ZM82 250H83V249H82ZM103 250L105 251L106 249H103ZM221 250H222V249H221ZM24 251H25V249H24ZM33 251H34V250H33ZM44 251H43V252H44ZM48 251H46L45 253L48 254ZM64 251H65V250H64ZM74 251H75V250H74ZM122 251H123V250H122ZM170 251L172 252V250H170ZM170 251H169V252H170ZM205 251H206V250H205ZM222 251H223V250H222ZM222 251H221V252H222ZM236 251H237V250H236ZM244 251H245V250H244ZM250 251H251V250H250ZM37 252L41 253L39 250H37ZM37 252H36V253H37ZM52 252H54V253H52ZM106 252H107V250H106ZM109 252H110V251H109ZM142 252H143V251H142ZM144 252H145V251H144ZM171 252H170V253H171ZM174 252H175V251H173L172 253L174 254ZM176 252H177V250H176ZM189 252H191V250H190ZM246 252H247V251H246ZM257 252H258V251H257ZM33 253H34V252H33ZM59 253H60V252H59ZM116 253L118 254L117 251H116ZM124 253H126V252H124ZM128 253H129V252H128ZM134 253H135V252H134ZM172 253H171L170 256H168L169 258L167 259V260H169V262H170L171 264H173V262H174V260H173L174 256L172 255ZM196 253H197V251H196ZM198 253H199V252H198ZM204 253H205V252H204ZM10 254H11V253H10ZM10 254H9V255H10ZM43 254H44V253H43ZM60 254H61V253H60ZM81 254H82V253H81ZM111 254H112V255H111ZM111 254H110V255L113 256V254H115V253H111ZM122 254H123V253H122ZM217 254H218V253H217ZM224 254H225V253H224ZM31 255H32V254H31ZM64 255H65V253H64ZM118 255H120V254H118ZM118 255H116V256H118ZM222 255H223V254H222ZM29 256H30V254H29ZM33 256H34V254H33ZM50 256H51V255H50ZM50 256H49V257H50ZM104 256H105V255H104ZM125 256H126V254H125ZM180 256H181V255H180ZM207 256H208V255H207ZM249 256H250V255H249ZM24 257H26V256H24ZM31 257H32V256H31ZM36 257H37V256H36ZM65 257H66V255H65ZM73 257H74V256H73ZM113 257H115V255H114ZM119 257H120V256H119ZM128 257H129V255L127 256V259H128L127 262L121 261L120 264H124V263H125V264H126V263H128V264H133V262H132V260H133L132 257L130 256V257H131L130 259H132V260H129ZM219 257L222 258V256H219ZM223 257H224V256H223ZM229 257H230V256H229ZM80 258H81V257H80ZM120 258H121V257H120ZM204 258H205V257H204ZM217 258H218V257H217ZM243 258H244V257H243ZM256 258H257V257H256ZM1 259H2V258H1ZM4 259H5V257H4ZM32 259H33V258H32ZM40 259H41V258H40ZM127 259H126V260H127ZM185 259H186V258H185ZM23 260H24V258H23ZM23 260H22V261H23ZM29 260H30V259H29ZM114 260H115V259H114ZM122 260H123V259H122ZM135 260H136V259H135ZM175 260H176V259H175ZM196 260H197V259H196ZM198 260H199V259H198ZM202 260H204V259H202ZM221 260H222V259H221ZM9 261H10V260H9ZM19 261H20V260H19ZM51 261H52V260H51ZM117 261H119V260H117ZM183 261H185V260H183ZM199 261H200V260H199ZM219 261H220V258H219ZM223 261H224V260H223ZM1 262H2V261H1ZM6 262H8V261H6ZM39 262H40V261H39ZM55 262H58V260L55 261ZM200 262H201V261H200ZM17 263H18V262H17ZM17 263H15V264H17ZM22 263H23V262H22ZM35 263H36V262H35ZM59 263H60V262H59ZM76 263H77V262H76ZM206 263H207V262H206ZM221 263H222V262H221ZM4 264H5V263H4ZM13 264H14V263H13ZM36 264H37V263H36ZM62 264H63V263H62ZM192 264H193V263H192ZM200 264H201V263H200ZM204 264H205V263H204ZM222 264H223V263H222Z\"/></svg>","mask_w":264,"mask_h":264}]
</instances>
